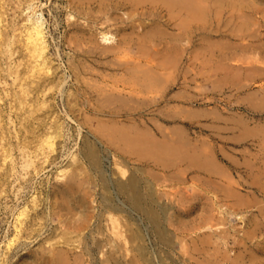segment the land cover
Instances as JSON below:
<instances>
[{
	"label": "rangeland",
	"instance_id": "374dc122",
	"mask_svg": "<svg viewBox=\"0 0 264 264\" xmlns=\"http://www.w3.org/2000/svg\"><path fill=\"white\" fill-rule=\"evenodd\" d=\"M92 1H94L93 3H96L97 5L96 4L93 5V3L89 4L90 2H88L87 0H79V1L73 0L71 5L68 3L69 0H67V2H66V0H38V1L37 0H31V1L30 0H0V264H117V263H115V258L119 254H117L118 252H117L116 247L114 248L113 244L110 241H108L109 237L110 238L113 237L114 233H111V232H113V230L111 228L113 224L111 223V221H109V216L107 215L108 218L106 216V214H108L107 213L108 211H106L107 210L105 207L106 205H104L105 201H104V197H103L104 195L103 194H105V189L103 186V182L101 181L99 174L96 173L92 169V166L89 164L87 159L82 154V144L86 138H88L92 142H94L96 144V146L99 147V150H101V153L103 156V163H104L105 168L107 169L106 173H108L107 175H111L113 172H118L119 169H124L126 171V173H129L128 169L129 170L133 169L134 166H138V167L142 166L143 171H146V172L142 173L141 176H142L143 180L146 179V180L151 181L152 185L154 186L153 188L155 190H157V192H158L156 194V197L158 199H161L160 201L161 202L163 201L164 204L173 206L172 209L170 210V212H171V213H169L170 215L168 214L169 218H170V219L168 218V220L174 224H172V226H170L171 225L170 222H167V224H166V225H168L167 228H169L168 229L169 235L172 238H174L173 239L174 240V247L173 248L168 247L164 244H163L164 245L163 246L162 243H160L158 241L157 237H155L153 235L151 227L149 228L146 225L147 222L145 221L146 222L145 223L144 220L140 219L138 216L135 219L136 215L128 207L125 206V208H127V210H128L127 211L128 213L127 212H121V213L118 212L117 213L118 215H116L117 216L116 217L117 218V227L122 228L124 231L128 228L127 225L130 221H131L130 223H134V222H136L135 220H137V218H138L137 221L140 220V223L136 222V223H134V225H136V226H137V224L141 225L142 232L144 231L143 234H145L144 235V238H145L144 242L147 245L148 256H150L152 253V255L150 257L152 259L156 257L155 259H153L155 261L154 264H158V263L159 264H167V263L168 264H172V263L173 264H189V262H190V264H210V263H212V264H225V263L226 264H232L233 262H235L237 260H239V261H237L238 262L237 264H239V263L240 264H243V263L244 264L245 263L246 264L247 263L248 264H257V263L263 264L264 263V256L262 255V253H263L262 251L264 250V245H263L264 244V242H263L264 238H263V240H261V239L264 236V233H263V231H264L263 226L264 225L261 226V224H264V222H263L264 219H262L264 217V213H263L264 212V201H263L264 200V196H263L264 190L262 189V187L264 188V184L261 183V180H263L262 182H264V173H263V171H264V169H263L264 168V160H263L264 159L263 158L264 151L262 152V150H264V145H263L264 142H262V144H261L260 140L264 141V138H263L264 137V97H263L264 92H262L264 90V75H260V76L255 75V77H256L255 78V77H253L254 76L253 73L250 71V73L253 75V76L251 75L253 77V79H252L253 81L251 80V77L249 78V76H248V78H249L248 79L246 76L247 75L246 71H245L247 69H244V68L245 67L249 68V66L247 67L246 66L247 64L246 65L242 64L243 61H241L242 62L241 63L239 61V59L237 58L242 53V54H245V55H243L244 57H246L248 55L247 59H249V57H250V60H251L252 56L254 57L255 54L257 56V52H259V50L256 49L257 51L255 52V50L251 49V52H249V54H250V56H249L247 51L242 52V50L239 49L238 54H240V55H237L236 53H235L236 55L234 54V57L236 56L235 57L236 59L235 58L232 59L233 54H231V53L234 51V50L232 51L233 47H236V46H233L234 43H239V42L240 43H243V42L251 43V42H253L252 44L254 46H257L258 43H260L259 48L261 50V43H263V41H264L263 40L264 39V36H263L264 35V13H263L264 12L263 11L264 10V0H252L253 1L252 3H250L248 0H246L250 5L252 4L251 7L249 4H246L245 0H238V1L234 0V3L232 2V4H231V1L230 2H224L225 0H223V4H219V6L217 7V8H219V10L221 12H219L218 9H217V11L216 10L214 11V9L216 8L214 6H213L214 8L212 7L210 11L212 12V14L214 13L216 16H218V18L222 14H224V12L226 11V14L221 16V19L224 18L226 20V22H225V20H220V19L216 18V16L213 14V16L215 17L214 18L212 16V14L208 13V15H207L208 17H205V18L207 20L210 16V18L208 20L209 22H207L206 20H200V21L198 20V21H195V23H193L194 21L192 22V24H193L192 26L194 27L195 30H193V27H190L191 23L188 24L184 29V32H186V33L183 37L184 38L183 40L186 41V42L183 41L186 44V47H185L184 43H183L184 46L182 45L183 51H186V52L181 53L177 49H173V51L175 50L174 52L171 50L172 53L176 54L175 55V54L171 53L173 58H174V55L176 57H178V56L180 57V55H182L185 58V59L183 58V60H182L183 61L182 66L185 67V68H183V70L185 69L184 70L185 75L183 74L182 80H184L183 82L185 85L183 86V88L181 86L177 85L178 81H176V80H178V76L177 75H176L177 77L174 76L177 73V70H174L175 68L174 69L171 68L169 70L176 71V73L175 72L173 73V71H172V73L170 74V72H171L170 71V72H168L169 74L166 73V74H168L167 76H165V74H163L164 77L162 76V80H164V82L162 81L163 83L158 88H155L156 90H153L154 93L151 92L149 94V97L154 98V100L157 101L156 105L153 103L152 104L153 107L152 106L146 107L142 103H140L141 106H140V104H138L140 107V111H142V113L146 112L145 116L146 115L147 116L153 115L150 117H153L155 119V121L151 120V122H150L151 124L150 123L147 125L146 124H140L139 125L140 127L148 128L151 131H154L153 133L156 136L164 135V133L166 132L167 133V134H165L166 136H169V137H172L175 139H179V140H181V139L185 140L186 139L185 141L188 142L187 143L188 146L190 145L189 148L192 149L195 146L194 148L196 150L198 149V151L201 152V154H200L201 157L204 156L203 151L207 152L206 150H209L205 154V155H207L206 157L210 156V154L211 155L214 154V155H212V157L214 156L215 160H217V162L222 165L221 167L224 169L226 168L228 170V171L227 170L226 171L231 173L230 175L227 173V176H226L225 175L226 171L224 169H222L223 172H225V173L220 172V170H219L220 173L212 172V173H214V175H213V174H210L208 171L206 172V169H205L207 167H210L207 170L211 171L210 169H212L213 168L212 165H214V164H211L212 162L209 164V166H207L205 168L202 166V170H200L201 169L200 164H199V166H195L193 161H189V160H192V158L188 157L189 159H185L183 157L182 158L183 160L182 159L179 160L180 156H178L179 158L178 157L176 158L175 156L171 157L170 158L171 160H173V161L177 160L176 165H178V166L176 168H182V170L184 168H186L182 172V174L185 175L183 177H182V175H179L180 169H177L178 174H177V172L175 173V171H176L175 166L176 165H172L174 167L169 166L167 168V170H166V168H164V170H163V168H161V167H163L162 163H161L162 161L157 163L158 160L155 161L156 159L153 158V156H148V157H147V155L138 156L132 152L124 150L123 149L124 143L122 142V140H120V138L117 137V135H115L116 138L113 137L110 133H108L105 130V128L108 129L111 126L110 123H108V120L111 119L110 118L111 115H110L109 111H111L112 107H110V106L112 105V106H115L116 108L117 107L119 109L121 108L120 110L117 109L118 112H120L121 110H124V111L120 112L121 115L120 114L117 115L118 118L116 117V119L118 120V122L116 125H114V128L120 129L125 125H126L125 127L131 125V123H130L131 120H129V119L127 120V118H124L125 116L127 117V112H132V111L133 112H135V111L139 112V110H138L139 107L137 106V103H136L137 101L134 102V99H133L131 104H133L134 107L130 104L131 105V106L129 105L130 109H128V107L127 108L125 107L126 103H130L131 102L130 100H132V98L129 99V96H127L128 95L127 93L124 95L122 93V96H125L124 98L123 97L121 98L122 101L120 100L118 103L115 102V103H109V104L107 103L106 104V102H104V99L101 100L102 95L105 96L104 94H106V93H102V95H101V93H100L101 91L97 92L98 91V86H96L97 84L101 87H102V85L103 86L105 85V87L108 86L107 82H108V84L112 85L113 82L111 81L112 78L110 76L121 77L122 73H124V72H121L120 70H115L118 67L117 63L120 61V58L116 55L114 56L113 55L114 53L111 50L110 51H108V50L114 46L113 44L117 45L120 41H123L122 38L125 37V34H126L125 40H128L127 37L129 35L127 36V34L130 33L129 31L131 29L132 30H131L130 36L132 38L133 37L136 38L139 35V31L142 33V32H145V29H146V31L149 29L147 27L143 30V29H141V27L143 28L145 23H148V22L151 23L152 20L156 19V17L158 16L155 11H152L149 8H146V6L151 7L153 4H151L149 2L144 4L145 8H146V9H144V11L146 10L144 12V15L142 14L143 11H141V9H143V7H141V9L139 7L140 10L138 9L139 13L141 12L140 14L138 13V11L133 12L134 13L133 17L135 15V17H134L135 20L136 21L141 20L140 22H143V24L140 25V27H139L138 26L139 24H137L138 22H134L135 20L133 21V18L132 19L130 18V17H132V14L130 17L129 16L127 17L126 24H124L125 22H122L125 17L120 16L121 13H122V15H126L125 13H128V15H129V11H130L129 9H127V8L117 9L116 8L117 10L116 9L114 10V7H112L113 8L112 9L111 5L108 4L109 2H111V0H109V1L107 0V3L106 2L103 3L106 6L101 4L100 0H98V1L92 0ZM235 1H237L238 4ZM32 2H33V4H32ZM254 2H256V3L253 4ZM79 3H80V6H79ZM98 3H100V4L98 5ZM76 4H78V7H80V8H78ZM228 4H230L231 7L228 6ZM234 4L237 6L240 4L239 5L240 8L242 7L241 10L244 12L243 14H245V13L247 14V12H248L249 18L247 16V20H246L245 16H242L243 14L241 15L242 16V19H241L240 15L236 14V11L235 12L233 11L234 12V13L232 12L233 14L230 13V11H231L230 8H234V7H232V5H234ZM27 5H29V6H27ZM32 5H34V9H35L34 11H33ZM59 5H60V7H57ZM66 5H68V6H66ZM88 5H90V6H88ZM31 6H32V8H31ZM35 6L39 10L36 9ZM72 6H75V7H72ZM81 6L84 8H82ZM95 6L97 7V9ZM239 6H238V8H239ZM253 6H254L255 10L253 9ZM105 7H107V10ZM223 7H224V9H223ZM246 7L249 8V10ZM56 8H58V9L55 10ZM70 8H71V10H70ZM257 8H258V11L255 12L257 10ZM74 9L75 10L79 9L78 13H76L77 10L74 11ZM90 9H91L92 13H94L95 16L92 15V13L89 14L88 11H90ZM111 9H112V11L110 13L109 10H111ZM69 10L71 12H69ZM80 10L84 11V12L79 14V12H81ZM100 10H101V13L99 12ZM126 10H127V12H126ZM86 11H87L86 15L89 14L90 15V16L88 15L89 17L85 16L84 13ZM94 11H96V12H94ZM102 11H104L106 14L102 13ZM115 11H117V12H115ZM123 11H124V13H123ZM147 11H149V14ZM33 12H35V13H33ZM118 12H121V13H119L118 17H117L116 14ZM136 12H137V14H136ZM57 13H58V15H57ZM97 13H100L101 16H99V14H97ZM130 13H131V11H130ZM253 13L255 15H253ZM81 14H83L84 16ZM102 14H105L106 17L108 16L106 19L107 22H110L109 21L110 19L112 22L113 18L117 17V19H114V20H116V21H114L116 25L113 22V23H111L112 25H110V23H108L109 26H107L108 24H107L106 20H104L105 16ZM110 14H113V15H110ZM234 14L236 17L234 16ZM67 15H68V17H66ZM136 15H139V16H136ZM92 16H93V19L96 17L95 19H98L99 21L96 20L94 22L95 19L93 20ZM29 17L30 18L31 17L37 18L43 22L46 38L48 39V40L46 39V42H47V48L46 49L47 50L44 51V55L46 58H48V59H46L47 61L49 60L48 62H50V63H51V61L53 62L51 64L50 63L47 64L48 63L47 61L45 62L46 64H44V65L42 64V65H38V66L33 65L34 63H32L35 61L36 58L34 56L33 57L34 60H33L32 56H30V55H32L31 49L27 46L28 44L26 42L27 40H25L26 36H25V32H24L27 21H28L27 19ZM84 17H86L87 19H85ZM99 17H100V19H99ZM102 17H103V19H102ZM119 17H120V19H119ZM122 17H123V19H122ZM147 17H148V19L146 20ZM211 17H212V19L214 18L213 20L215 22L220 20L219 22L222 25V26H220L221 28L224 26L225 27L224 29H226L227 24L228 25L231 24V25H229L231 27L228 26L227 28L231 29L232 27H234L236 25L237 28L236 27L235 28L237 31L231 33L232 31L235 30V28H234V30L231 29L230 32H229V30L226 29V30H224L226 32L225 33L223 31V28H222L220 30L221 32H219L220 28L218 30L216 29L217 24L214 23V21H212V23H211V21H210ZM67 18H68V20H67ZM70 18H72V19H70ZM88 18H89V22H88ZM128 18H130L131 20H129ZM137 18H139V19H137ZM150 18H152V19L150 20ZM231 18H232V20H231ZM236 18L241 19V20H243L245 18V20H243L241 22L246 23L247 28L250 30H247L246 28H245V30H242V27H246V25H243L240 21L238 23ZM69 19H70V21H69ZM90 19H92V21ZM203 19H204V17H203ZM249 19H251V20L254 19V21L253 22L251 21L252 23L250 24ZM71 20L74 21V22H72V24H71ZM118 20L121 21L122 25L119 24L120 21H118ZM230 20L232 21V23ZM131 21H132V23H134L133 24V25H135L134 27L127 25V24H130ZM204 21H205V23H207L208 25H211V26L206 27L207 24L202 23ZM229 21H230V23H229ZM244 21H246V22H244ZM84 22H86L87 24ZM196 22H198L199 25ZM219 22H217L218 27L220 25ZM248 22H249V24H248ZM73 23H75V24H73ZM67 24H68V26H66ZM93 24H95V25H93ZM103 24H104V26H103ZM214 24H216V25H214ZM69 25L71 28L69 27ZM91 25H93V28ZM105 25H106V27H105ZM119 25H120V27L118 30L117 26H119ZM172 25L174 26V24H172ZM200 25H204L205 27L204 26L201 27ZM110 26L112 27V29H110V33L112 32L111 30L114 31V32H112V34H110L109 32H108L109 33L108 34L106 32V31H109ZM173 26H170V29H169V26H166V25L161 26L162 29H165V27H166V30L170 33L169 34L170 38L168 36L166 38V41H165V43H167L170 46L173 45V42H175V39L173 37H172L173 38L172 39L171 36L175 35L177 32L179 33V30H180V29H178V27L176 28L175 26L174 27ZM259 26H261V27H259ZM113 27L115 29L117 28L116 32H115V29ZM137 27L139 30L137 29ZM171 27H173V29H172L173 31H175V32L177 31L175 34L174 33L171 34L172 33ZM203 27L206 28L205 30H207V28L209 27V30L204 31ZM210 27H212V28L214 27L215 30L214 29L212 30V28H210ZM256 28H259V29H257V31L259 30L258 34L262 38L257 34V32L255 33ZM261 28H262V30H260ZM88 29H89V31H88ZM124 29L126 31H124ZM73 30H75V31H73ZM96 30L99 32H97ZM137 30H138V33H137ZM216 30H217V32H216ZM239 30L241 32H239ZM246 30H247V33L249 32V34H247L248 36H251L252 35L251 32H253V30H254L255 34L252 36V39H251V37L245 38L246 33L244 31H246ZM72 31L74 32V34L72 33ZM90 31H92V32H90ZM93 31H94V34H98V35H94ZM101 31H103V33ZM209 31H212L211 33L214 37L211 35V33ZM213 31L215 33H213ZM222 31H223V34H222ZM64 32H66V33L64 34ZM69 32L72 34H70ZM105 32H106V35H108L110 37H112L113 34H115L117 36L113 35L114 37L110 38V40H108V43H107V41H105L104 39L101 38L102 34H105ZM207 32L210 34H208ZM236 32H237V34L235 35ZM219 33L221 34V36ZM227 33L231 34V35H228ZM240 33H241V36L244 37L245 39L240 37ZM250 33H251V35H250ZM120 34L122 36H120ZM132 34H133V36H132ZM196 34H198V35H196ZM207 34H208V37L211 36L210 39L212 40L211 42H213V43H214V41H213L214 39H215V41L217 40L216 42L220 41L219 39H224V41L222 42V40H221V42L222 43L225 42L226 45L222 44L223 45L222 46L221 42H220V46H222L220 48L222 49V51H221V49H220V51H217L219 49L218 48L219 44H217L216 42L215 43L217 45L214 44V46H215V48H217V50L214 49V46L212 44L209 45L210 47L206 48V46H208L207 42L210 43V39L207 40L208 39ZM225 34L228 36L227 37L228 41L227 40L225 41V38H226ZM70 35H74V36L69 37ZM81 35H82V37H81ZM85 35H87V36H85ZM237 35H238V38L236 37ZM255 35H258L260 38H257L258 36L256 37ZM67 36H68V38H67ZM222 36H223V38H222ZM248 36H246V37H248ZM202 37H204L205 39L202 40L201 39ZM254 37H256V38L254 39ZM65 38H67V41ZM83 38H85V39H83ZM153 38H154V36H152V39H149L150 43H148L149 40L144 41L145 45L148 46V44L149 45L153 44L152 43L154 41ZM94 39L97 41H94ZM111 39H112V41H111ZM170 39L172 40V43L170 42ZM247 39H250V40L247 41ZM87 40L90 43H88ZM114 40H115V43H112V42H114ZM206 40H207V42H206ZM129 41H127V42H129ZM195 41H197V42H195ZM202 41H204V43L202 45H199V44H201ZM237 41H239V42H237ZM249 41H251V42H249ZM109 42H111V43H109ZM131 42H133V41H131ZM157 42H158V40H156V43ZM77 43H78V45H77ZM83 43H84V45H83ZM91 43H93L92 44L93 46L90 45ZM99 43L104 47L101 48L102 46ZM154 43H155V41H154ZM79 44L82 45V47ZM107 44H109V45H107ZM88 45H90V46H88ZM211 45L213 46V50H215V51H212ZM235 45H237V44H235ZM91 46H92V49L94 48V46L97 47V51L95 50L97 54L94 53L95 52L94 50L92 51L93 53L91 52L92 49H89V48H91ZM158 46H160V45H158ZM200 46L205 47L206 50H208V52L205 50V48L200 49L199 48ZM224 46H226V47L224 48ZM194 47L195 48L198 47V51ZM230 47H231V49H230ZM74 48L76 50L79 48L80 53H78L79 49L74 52V50H72ZM99 48H101L100 51H98ZM184 48H185V50H184ZM209 48H210V51H209ZM257 48H258V46H257ZM88 49L92 54H90ZM94 49H96V48H94ZM29 50H30V52H29ZM130 50L133 53V51H136L137 49L135 48L134 50H132V49H130ZM130 50H129V52H130ZM203 50H205V53ZM225 50L228 52V55H227V52L225 53ZM106 51H108V53ZM193 51H194V53H193ZM199 51H201V54ZM195 52H198V54H196L197 56H194ZM103 53H105V54H103ZM137 54H139V53H137ZM221 54L223 55L222 57L220 56ZM229 54L231 55L230 58H229ZM73 55H75V56H73ZM87 55H89L88 58H87ZM213 55H215V56H213ZM218 55H219V57H218ZM101 56H103V57L101 58ZM104 56H106V57H104ZM193 56H194V58H193ZM203 56H204V59L206 56V59L208 60V62H206V60L204 62ZM224 56H225V58L227 57V60H228V58L232 59V60H229L230 62H227L229 64L226 63L227 65L222 64V61L225 59ZM71 57H72V60L70 61L69 59H71ZM110 57H113V58H110ZM196 58H197V60H194ZM112 59H114V60L117 59V62L116 61L114 62V60L111 62ZM218 59L222 60V61H220L221 65L219 64L220 62H218L219 61ZM84 60H85V63H84ZM76 61H79V62H77L78 64H80V62H81L80 66H78L77 63H74ZM101 61H103V64ZM199 61H202V62H200L201 70L199 67ZM212 61H214V62H212ZM96 62H98V64ZM225 62H223V63H225ZM70 63H71V65L73 63V66H71ZM86 63H89L88 66L85 65ZM108 63H110V64H108ZM245 63H247V62H245ZM68 64L70 67L68 66ZM201 64H202V66H201ZM49 65H50V67H49ZM83 65H85V66H83ZM99 65L101 68L99 67ZM103 65H104V67H103ZM108 65L113 67L114 70H113V68L109 67ZM224 65L227 66V68L230 67V68H228V70L229 69L233 70V72L229 71V76H225L227 68L224 67ZM53 66L55 67V69ZM91 66L92 67L96 66V67L92 68ZM115 66H116V68H115ZM220 66H223V68H221ZM238 66H239V69L235 70L234 67L237 68ZM255 66L256 65L252 63V67L254 69H255ZM35 67L38 68L36 70L37 72L35 71V69H36ZM41 67H42V69L40 71L39 68H41ZM68 67L69 68L72 67V68L68 69ZM86 67H87V69H86ZM241 67L243 68L242 70L240 69ZM88 68L92 71V73ZM97 68H98V70H97ZM217 68L223 69V71H221V70L218 71ZM256 68H258V67L256 66ZM50 69H52V70H50ZM94 69H96V70L94 71ZM101 69H103V70H101ZM104 69H106L107 71L105 72ZM203 69H205L207 71H205V73H204ZM249 69L247 70L248 75H250V73L248 72ZM43 70H44V72L46 70V72L42 73ZM83 70L86 72H84ZM99 70L101 71L99 73L100 75H98ZM110 70H112V71H110ZM213 70H214V72H213ZM49 71L52 73L54 72L53 75H51L52 73H49ZM75 71H78V72H75ZM79 71H83V73L79 72ZM199 71H201V72H199ZM217 71H218V73H217ZM234 71H236L237 73ZM242 71L245 73V75ZM35 72H36V75H35ZM87 72H88V74H87ZM103 72H105V73H103ZM210 72H211V76L209 75ZM219 72L221 75L219 74ZM230 72L234 73V74L236 73V75H234L235 77L231 76L232 74H230ZM78 73L80 76L78 75ZM39 74H41V76L44 75L43 78L40 77ZM46 74L49 76H47ZM56 74H57V76H56ZM89 74H90V76H89ZM59 75L61 77H59ZM83 76H84V78L86 76V78L84 79ZM98 76L100 77V79L98 78ZM101 76H103L105 79ZM105 76L107 77V79ZM49 77H50V81H49ZM95 77H96V79H95ZM165 77H167V80H166L168 83L167 85H166V82L164 79ZM39 78H40V81H38ZM58 78L60 81H58ZM74 78L77 79L76 82H75ZM89 78H90V80H89ZM101 78H103V79H101ZM168 78H170V80H168ZM92 79L94 80V84L92 83L93 82ZM206 79H209V80H206ZM46 80L48 81L46 83L47 85L45 84ZM54 80H56L57 83H56V81L54 82ZM85 80L87 81L88 84L85 83L86 82ZM101 80H104V81H101ZM249 80H251V81H249ZM95 81L98 83H96ZM39 82L43 84V85L41 84V86L43 88L39 85ZM58 82L60 84H58ZM89 82H90V85H89ZM111 82H112V84H111ZM51 83L54 85H52ZM91 83L93 84L94 87L96 86L95 87L96 90L94 87H93L94 91L92 90ZM103 83H105V84H103ZM77 84H79V85L77 86ZM100 84H102V85H100ZM163 84L166 87L168 86L167 87L168 89L166 87H164ZM82 85H83V87L85 86V88L86 87H88V88L83 90ZM262 85H263V87H262ZM50 86H51V89L49 88ZM52 86H53V88H52ZM74 86H75V88H74ZM105 87H103V88H105ZM109 87L110 86H108L106 89H108ZM40 88H41V91H40ZM79 88H80V90H79ZM159 88H160V90L158 91ZM161 88H163V89H161ZM164 88H166L167 90L166 89L164 90ZM76 89H78L79 92H81V94L78 93V91ZM35 90H37V91H35ZM176 90L181 91L180 97L183 98L181 100V102H180L181 98H179L180 92L178 91L179 92L178 93V92H176ZM76 91H77V94L75 93ZM86 91H87V93H86ZM156 91L161 92L162 95L160 94V97H159V95ZM167 91H169V92H167ZM182 91H185L184 97H183L184 92L182 93ZM93 92H95V93L97 92L96 93L97 95L95 93L94 94H95L96 98L100 97L99 100L94 98L95 96L93 95ZM114 92H116V91H114ZM254 92H257V94L255 93L256 94L255 95ZM259 92L261 93L262 97L258 95ZM82 93H84L85 95ZM109 94H110V92H109ZM168 94L169 95L170 94L171 95L177 94L178 98H176L177 95H175V100H174V98L172 97L173 95L169 96ZM71 95H73V97ZM79 95H80V97H79ZM150 95H152V96L154 95V96L152 97ZM67 96H68V98H67ZM162 96H163L165 101L167 99L166 102L163 100ZM89 97L90 98L93 97V98H91L92 100H90ZM126 97H128V98H126ZM155 97H157L158 99L157 98L155 99ZM170 97H171V99H170ZM15 98H16V100H15ZM125 98L127 100L124 101ZM160 98H161V100H160ZM184 98H185V101H184ZM255 98H257V99L254 100ZM178 99H179V101H178ZM68 100H69V103H68ZM89 100L92 102L87 103V102H89ZM128 100L130 102H128ZM252 100L254 103L252 102ZM257 100H259V101H257ZM95 101L97 104H99L100 107L97 104H96V106L94 105ZM163 101H164V103H163ZM173 101L176 103L175 105L178 104L177 102H180V104L177 105V106L180 105V108L177 106L171 107L172 104L174 106ZM76 102H78V103H76ZM103 102H104V104L102 106ZM165 104H166V106H165ZM170 104H171V106H170ZM106 105L107 106L110 105L107 108L108 111L106 110ZM135 106H137L138 108L137 107L135 108ZM162 106H164L165 108ZM97 107H99V109H97ZM141 107H142V109H141ZM155 107H156V111H159V113H160V111H162V112L160 114H158L155 111ZM168 107H170L169 111L167 110ZM181 107H183V108L181 109ZM100 108H102V109H100ZM158 108H160L161 110H158ZM162 108H163V110H162ZM174 108L175 109L177 108L175 112L172 111V110H175ZM165 109L167 110V113H166ZM99 110L102 111L100 114H99V112H100ZM182 110H184V111L182 112ZM154 111L156 112V114ZM176 112H178V114L181 116H179ZM107 113H109V115H107ZM122 113H123V115H122ZM125 113H126V115H125ZM171 113H173L174 115ZM167 114L169 117L167 116ZM86 115H87V117L88 116H90V117H88V119H86L85 118ZM97 116H98V120H97ZM162 116H165L164 119H166V120H164ZM170 116H172V117H170ZM82 117L85 119H83ZM91 117H93V118H91ZM100 117H101V119L103 118V120L107 119L106 122L104 121V123L106 125H103L101 123L103 121H101V122L99 121ZM167 118H169V119H167ZM177 118H179V119H177ZM121 119L122 120L126 119L127 124L125 121H122ZM243 119L247 120L248 122L243 120ZM119 120H120V122H119ZM121 121H122V123L125 122V124H121ZM168 121H169V123H168ZM244 121L246 124L245 123H244L245 125L241 124ZM153 122L155 124H156V122H157V124L159 122V125H157V124L153 125ZM179 127L182 128V131ZM246 127L248 129L247 132L245 131ZM249 128H250V130H249ZM156 130H158L159 134H158V132H156ZM179 130L181 132H179ZM262 145H263V147H262ZM174 157L176 159H174ZM199 158H200V156H199ZM204 158H205V156H204ZM207 159L201 158L199 161L204 162V160H207ZM247 159L250 161L246 162ZM180 161H183V162L180 163ZM244 161L246 162L247 166L251 162V168H253V169L250 170L249 167H245ZM190 162H193L192 165H194V167H192V166L189 167V165L187 166V164ZM203 162H201V163H203ZM214 162H216V161H214ZM234 162H236V163H234ZM252 163H254V164H252ZM196 164H197V162H196ZM206 164L208 165L207 162L205 163V165ZM158 165H160V167H158ZM256 165H258L259 167L257 168ZM249 166H250V164H249ZM187 167H189V169ZM198 167H200V169H197ZM219 167H218V169H219ZM215 169H217V168H215ZM257 169H258V171H257ZM213 170L214 169H212V171ZM148 171H149V175H148ZM165 171L167 172V175L165 174ZM151 172H153L152 176L150 175ZM173 172L175 173L176 177L178 176V178L180 177V179L173 178V176H175V175H173L174 174ZM168 173L169 174L171 173L170 175H173V176H171L172 179L170 178ZM195 174H196V176H195L196 178H197V175H199L198 176L199 179L192 177V175L194 176ZM255 174H258L259 176H262V177H259L258 175L255 176ZM143 175H145V176H143ZM161 175L163 176L162 178H165L164 175L166 177L169 176L168 178L170 179V181H168L169 180L168 178H167L168 180H166V181L164 180L165 182L162 181L163 179L160 177ZM228 175H229V180H230V177L232 178V180L234 179V181H235L234 185H233V182L229 183V180L227 182L226 179H228L227 178ZM187 176H188V178L192 177L193 181H191L190 178L189 179L185 178L186 180L185 179L183 180V178L187 177ZM213 176L215 177V179ZM257 176H258V178L256 180ZM200 177H202V178H200ZM208 177H210V178H208ZM251 177H253V178H251ZM158 178L159 179L161 178L162 180L161 179L160 180L163 183L160 180H157ZM253 179L255 180L254 183H253V181H254ZM174 180H175V182H174ZM203 180H204V183H203ZM209 180H211L213 185L215 184L216 181L218 182V180H220L217 183V184H222V185H218L219 186L218 190L220 193H218V190L215 188L216 185L214 188H212L213 185L211 184V182H210V184H208L209 182L208 183L206 182ZM250 181H252L253 184ZM169 182L172 184V186ZM236 182L238 184H236ZM200 183H203V185H207V184L208 185L204 187L201 184L202 185V188H201ZM256 183H259L260 185L258 186V184H256ZM193 185L196 188L193 187ZM228 185L230 187H228ZM225 186H227V189H229V192H231V189H233V190L237 191L236 193H238V194H239V192L242 193V196H244V194H245L244 197L241 196L243 202L240 199V201H238V206L236 205L237 203L234 204L233 199L235 200L236 196L234 198H232L231 195H232L233 190H232L231 194L229 195V193L226 192L227 189ZM63 187L64 188L66 187L65 189L67 190L68 193L70 192L69 193L70 195L69 194L65 195L66 190L63 191V189H64ZM186 187H187V189H186ZM207 187H209L210 191ZM210 187L214 191H215V189L217 191H215V193H214V191L211 190ZM222 187H224V188H222ZM259 187H261V189ZM188 188H189V190H188ZM193 188H194V190H193ZM204 188L207 190H205ZM185 189L188 190L189 192L188 191L186 192ZM191 190H193V192ZM258 190L260 193L256 192ZM168 191L172 195L170 198L167 199L166 197L169 195ZM196 191L198 193H196V195H195ZM206 191H208V192H206ZM112 192H113L114 196H117V195H115L116 193L114 190H112ZM184 192L189 194L190 197L186 196L187 194L185 195ZM166 193H167V195H166ZM190 193H193L194 199H193V197H191L192 194H190ZM215 194L216 195L218 194V195L216 196ZM247 194H249L250 197ZM258 194H260V195H258ZM165 195H166V197H165ZM207 195L210 197L211 200L207 199L208 198ZM214 195H215V198H214ZM225 195L228 198H226ZM256 195H258V196H256ZM65 196H69L68 197L69 201L67 200L68 198H66ZM220 196H222V198H220ZM186 197L191 198V199L188 200V199H186ZM196 197H197V199H195ZM204 197H205V199H203ZM216 197L219 198V200H218L219 202L216 201V199H217ZM119 198L122 199L120 196H119ZM223 198L226 202L223 200ZM246 198L250 199V201H251L250 204L254 203V202H255V204H253V206H252V204L250 205L248 203V205H247ZM252 198H253V200H252ZM185 199H186V201L188 200L187 203H184ZM202 200L205 203H203ZM220 200H221V203H220ZM257 200H259L258 201L259 203L257 202ZM120 201L121 200H118V202H120ZM199 201H201V202H199ZM210 201H211V203H210ZM260 201H262V202H260ZM182 202L184 203V205ZM214 202H215V204H214ZM181 203H182L181 206H183L185 208V210H183L184 208L180 206ZM228 203L232 205L230 207L231 210L229 209V207H225L226 206L225 204H228ZM240 203L241 204L243 203V206ZM185 204H187L188 206H185ZM202 204H204V205H202ZM205 204L208 207H206ZM222 204H224L225 206ZM233 204H234V206H233ZM200 205H201V207H200ZM217 205L219 206V208H217L218 207ZM235 205H236V208H235ZM239 205H240V207H239ZM246 205L247 206L250 205L252 207H250V208L248 207L249 208L248 209ZM103 206H104V208H103ZM202 206H204V208ZM210 206H211V208H210ZM174 207H175V209H174ZM194 207H195V209H194ZM214 207L217 210L216 209L214 210ZM238 207H239V210L234 212V208L236 210ZM262 207H263V209H262ZM220 208H222V209H220ZM226 208L228 209L229 213H228ZM189 209H192V210H189ZM129 210L131 213L129 212ZM209 210H212V212H210ZM224 210H226L227 213L223 214L224 212H226ZM216 211H219V213H222V215L217 216V218H216V215H220ZM230 211H233V214L232 213L230 214ZM240 211L243 215L241 213H239ZM177 212H178V214H177ZM208 212L210 214H213L214 212H216V214L214 213L213 215H210V214L206 215ZM236 212L238 215L236 214ZM246 212H247V214H246ZM122 213H124V215ZM121 214H122V216H121ZM128 214L133 216L134 219H131V220L128 219V217H129ZM226 214L227 215L230 214L229 217H226ZM252 214H253V216H252ZM176 215L179 219L178 218L176 219ZM246 215H247V217H246ZM208 216L209 217L211 216V218H212L211 219L212 221L210 220L212 226L209 224L210 222L208 221V219H209V218H207ZM254 216H256L258 219L255 220ZM221 217H223V218L221 219ZM236 217L238 218L237 220H235ZM242 217H243V221L241 220ZM248 217H251V218H248ZM118 218L120 221L118 220ZM122 218H124L123 219L124 222L122 221ZM181 218L182 219L185 218V219L182 220ZM202 218L206 219L205 220L206 222L203 223L204 219H202ZM225 218H227V219H225ZM252 218H253V220H252ZM228 219H229V221H228ZM186 220H187V222H186ZM218 220H220V222ZM225 220H226V223L224 222ZM257 220H258V223L257 222L256 223L257 224L260 223L259 225L261 226V229H263V231L260 229L259 225H257L256 223L254 224L253 221H257ZM126 221H127L126 227L123 228L121 226H118L119 222H120V225L122 224L125 226ZM197 221L199 223H197ZM200 221H201V223H200ZM249 221H252V223H249ZM108 222H110V225L108 224ZM180 222H182V223H180ZM223 222H224V224H222ZM261 222H263V223H261ZM215 224H216V226H215ZM217 224H219V225H217ZM145 225H146V227H145ZM205 225H207L208 227L206 226V228H205L204 227ZM254 225H255V227L253 228ZM178 226H179V228L177 229ZM187 226H188L189 230L186 229ZM190 226L195 227L196 229L195 228H193V229L189 228ZM223 226L225 228H227L228 230L227 229L225 230V228H223ZM231 226L235 227V228L232 227L234 230L230 229ZM216 227H217V231H219V232L223 231V233H225V235L223 236L222 232L221 233L218 232L219 235L217 236ZM183 228L186 230H183ZM222 228H223V230H222ZM250 228H253V229H250ZM258 228L260 229V231ZM235 229L237 230V232L235 231ZM249 229H250V231H249ZM181 230H183V231H181ZM208 230H210V231H208ZM224 230H225V232H224ZM246 230H247V232L249 231L250 233L252 231V233H251L252 237H250L251 235H249L246 232ZM255 230H256V234H254ZM207 232L208 233L211 232L212 235L210 234V237H209V234ZM226 232H228V234L230 236H228V234ZM243 232H246L247 235H249V237H246L247 239H245V236H247V235H243ZM259 232H262V234H261L262 236H260ZM203 234L205 235L204 237H203ZM206 234L208 235L209 238L208 239L206 238L204 240V238L207 236ZM233 234H235V235H233ZM196 235L197 236L199 235V236L197 237ZM254 235L257 236V238ZM152 236H154V237H152ZM195 236H196V238H195ZM225 236H228V237H225ZM238 236H239V238L242 236L240 238V239H242L241 241H239ZM253 236L255 237L254 242L251 241V240H253ZM259 236L261 238H259ZM149 237H150V239H148ZM219 237H221V238H219ZM200 238H201V240H200ZM226 238L228 241L226 240ZM209 239L214 242V245H216V246L220 245L219 249L221 248V250H222L223 248H226V250L223 249V251L225 252L224 255L227 254L228 256H230V260L232 259V261L228 260V258H227V261L224 260L226 258L222 257L223 253H221V251H219L218 246H217V248L214 245L212 246V241H210L211 244H209L210 243V242H208ZM216 239H217V241H216ZM219 239L220 240L222 239L221 240L222 242L220 241L221 244L218 241ZM258 239L261 241L260 243H259ZM147 240H148V242H147ZM196 240H197V242H196ZM203 240H204V244L202 243ZM223 240L227 241V243L224 242ZM233 240H234V242H233ZM235 240H238V241H235ZM96 241H97V243H96ZM257 241H258V244H254V243H257ZM100 242L102 243V247L99 248ZM175 242H176V244H175ZM242 242L244 244H242ZM113 243H115V241H113ZM238 243H239V245L240 244L241 245L240 246L237 245ZM250 243H252V244H250ZM261 243H263V244H261ZM111 244H112V246H111ZM158 244L159 245L161 244V248H160V246L158 247ZM155 245H156V247H155ZM208 245H210V246L208 247ZM243 245H244V249H241V248H243ZM254 245H255V247H254ZM259 245L260 246L262 245V246L260 247ZM247 246H249V249ZM257 246H258V248H257ZM154 247L156 249H154ZM202 247L204 248V253L206 252L205 254L203 253V250H201L202 252L200 251V249H202ZM157 248L159 249V251ZM253 248H256V249H253ZM196 249H197V251H196ZM237 249L238 250L241 249L240 250L241 252L240 251H239V253L236 252V251H238ZM152 250H154V251H152ZM207 251H209V252L211 251V253L215 254V255L212 256V254L210 253L211 254V256H210L209 253H208L209 255L207 254ZM226 251H227V253H226ZM167 252H168V254H167ZM216 252L218 254V257L216 256L217 255ZM232 252L233 253L235 252V255H237V256H234V254ZM165 253H166V256H165ZM160 254H161V256H160L161 258L159 257ZM250 254H253V255H251V256H253V258H250L251 257ZM246 255H249V256H247L249 258L245 257ZM219 256L221 259H219ZM189 257H190V259H189ZM212 257L214 258V260ZM162 258H164L165 260ZM208 258H210V259H208ZM160 259H161V261H160L161 263L159 262ZM245 259H246V261H244ZM251 259H253V261ZM221 260H223V261H221ZM251 261H252V263H250Z\"/></svg>",
	"mask_w": 264,
	"mask_h": 264
},
{
	"label": "bare ground",
	"instance_id": "6f19581e",
	"mask_svg": "<svg viewBox=\"0 0 264 264\" xmlns=\"http://www.w3.org/2000/svg\"><path fill=\"white\" fill-rule=\"evenodd\" d=\"M31 1V0H30ZM38 1V0H37ZM75 1V0H74ZM79 1V0H78ZM88 2H90L89 4H91V3H93L94 1H92V0H87ZM92 1V2H91ZM98 1V0H97ZM109 1V0H108ZM231 1V4H232V2L234 3V0L232 1V0H225L224 2H230ZM238 1V0H237ZM237 1H235L236 3H237ZM250 3H252L253 1L251 0H248ZM66 2H67V0H66ZM72 2H73V0H69V4L71 5L72 4ZM107 3V0H100V3L101 4H103V3ZM112 2V3H111ZM111 2H109L108 4L109 5H111V8L112 7H114V10L117 8V9H120V8H127V9H129L130 11H131V13H130V11H129V15H128V13H125L126 15H122V11L121 12H118L117 14H116V16L118 17V14L119 13H121V15L120 16H123V17H125L124 18V20L122 21V22H125L124 24H126V21H127V17L129 16H131V14H132V17H130L131 19L133 18V21L135 20V15H134V17H133V12H135V11H138V9H139V7H140V9H141V7H143V9H141V11H143V15H144V12L146 11H144V9H146V8H149L150 10H152V11H155L156 12V14L158 15L157 17H156V19H153L152 20V22L150 23V22H148V23H145V25H144V27L142 28L141 27V29H145V28H149L147 31H146V29H145V32H140L139 31V35L136 37V38H132L131 36H130V33H131V30L129 31L130 33L129 34H127V38H128V40H125V37H126V34H125V37H123L122 38V40L123 41H120L119 39V43L116 45V44H113L114 46L111 48V49H109L108 51H112L114 54V56L116 55V56H118L119 58H120V61L117 63V65H118V67L116 68V66H115V70H120L121 72H124V73H122V75H121V77H116V76H110L111 78H112V82H113V84H112V82H111V84L112 85H110V84H108V82H107V85L108 86H110L108 89H106L108 86H106L105 87V85L103 86L102 84H100V85H102V87L101 86H99L98 84L96 85V86H98V91L97 92H100L101 93V95H102V93H106V94H104L105 96H103L102 95V97H101V100L102 99H104V102H106V104L108 103H115V102H119L120 100H121V98L123 97H125V96H122V93H123V95L124 94H128L127 96H129V99L130 98H132V100H128V102H130V103H126V108L128 107V109H130V107H129V105L132 103V101H133V99H134V102L135 101H137L136 103H137V106L139 107V105L138 104H140V103H142L143 105H145L146 107H151L152 106V104L154 103L155 105H156V100H154V98H151V97H149V94L151 93V92H153V90H156L155 88H158L163 82H164V80H162V76H163V74H165V76H167L169 73L168 72H170L171 70H169V69H171V68H175L174 70H177V73H176V71H173V73L175 72L176 74L174 75V76H178V80H176V81H178V84L177 85H179V86H181L182 88H183V86L185 85L184 84V80H182L183 79V74L185 75V69L183 70V68H185V67H183L182 66V60H183V58H184V56H182V55H180V57L178 56V57H176L175 55V53H172L171 52V50L173 51V49H177L179 52H186V51H183V47H182V45H183V43L184 42H186L185 40H183L184 38V35H185V33L186 32H184V29H185V27L188 25V24H190L191 23V26L190 27H193L192 25V22L193 23H195V21H200V20H206V18L205 17H208L207 15H208V13L209 14H212V12L210 11L211 10V8L214 6V7H216L215 9H214V11L216 10L217 11V9H218V11L219 12H221L220 10H219V8H217L218 6H219V4H223V0H111ZM151 3V4H153L151 7H147L146 6V8H145V3ZM245 2H246V4H249L246 0H245ZM30 3V2H29ZM28 3V4H29ZM82 3V2H81ZM100 3H98V5L100 4ZM235 3V4H236ZM256 2H254L253 4H255ZM32 4H33V2H32ZM37 4V3H36ZM68 4V5H69ZM84 4V3H83ZM82 4V5H83ZM96 3H93V5H95ZM225 4V3H224ZM234 4V5H235ZM238 4V3H237ZM30 5V4H29ZM29 5H27V6H29ZM68 5H66V6H68ZM77 5V7H78V4H76ZM92 5V6H93ZM97 5V4H96ZM104 6H106L105 4H103ZM232 5V7H234V8H230L231 9V11H230V13H232L233 11L235 12L236 11V14H238V15H240V17H241V19H242V16H245V18H246V20H247V16H248V18H249V15H248V12H247V14L245 15V14H243L244 12L241 10V8H240V4L238 5L239 6V8H238V6L237 5ZM250 5V4H249ZM26 6V7H27ZM33 6V11L35 10L34 9V5H32ZM32 6H31V8H32ZM38 6V5H37ZM64 6V5H63ZM62 6V7H63ZM79 6H80V3H79ZM88 6H90V5H88ZM87 6V7H88ZM101 6V5H100ZM103 6V7H104ZM108 6V5H107ZM222 6V5H221ZM228 6H230L231 7V5L230 4H228ZM252 6V4L250 5V7ZM36 7V6H35ZM57 7H60V5L59 6H57ZM72 7H75V6H72ZM71 7V8H72ZM82 7V6H81ZM96 7V6H95ZM99 7V6H98ZM110 7V6H109ZM213 7V8H214ZM68 8V7H67ZM66 8V9H67ZM71 8H70V10H71ZM78 8H80V7H78ZM82 8H84V7H82ZM81 8V9H82ZM94 8V7H93ZM106 8V10H107V7H105ZM247 8V7H246ZM36 9H38L37 7H36ZM58 8H56L55 10H57ZM61 9V8H60ZM73 9V8H72ZM87 9V8H86ZM85 9V10H86ZM89 9V8H88ZM96 9H97V7H96ZM113 9V8H112ZM112 9L111 10H109V12L111 13V11H112ZM116 9V10H117ZM139 9V10H140ZM148 9V10H149ZM223 9H224V7H223ZM233 9V10H232ZM248 10H249V8H247ZM252 9V8H251ZM253 9H254V6H253ZM252 9V10H253ZM32 10V9H31ZM39 10V9H38ZM69 10V12H71ZM77 10V9H76ZM75 9H74V11H76ZM79 10V9H78ZM78 10L76 11V13H78ZM83 10V9H82ZM99 10V9H98ZM251 10V11H252ZM255 10V9H254ZM61 11V10H60ZM81 11V10H80ZM211 13H210V12ZM213 11V10H212ZM213 11V12H214ZM225 11V10H224ZM242 11V12H241ZM258 11V8H257V10L255 11V12H257ZM264 11V10H263ZM59 12V11H58ZM82 12H84V11H81V12H79V14L80 13H82ZM89 12V14L90 13H92V11H91V9H90V11H88ZM94 12H96V11H94ZM100 13H101V10L99 11ZM108 12V11H107ZM108 12V13H109ZM115 12H117V11H115ZM126 12H127V10H126ZM148 12V14H149V11H147ZM233 12V13H234ZM33 13H35V12H33ZM60 13V12H59ZM100 13H97V14H99V16H101L100 15ZM102 13H105L104 11H102ZM123 13H124V11H123ZM138 13H139V11H138ZM141 13V12H140ZM139 13V14H140ZM232 13V14H233ZM264 13V12H263ZM73 14V13H72ZM85 14V16H88V15H86L87 14V11L84 13ZM106 14V13H105ZM105 14H102V15H104L105 17H104V20H106L107 19V17H106V15ZM136 14H137V12H136ZM141 14V15H142ZM146 14V13H145ZM155 14V15H156ZM214 14V13H213ZM213 14H212V16H213ZM224 14H226V11L224 12ZM224 14H222V15H224ZM243 14V15H242ZM250 14V13H249ZM57 15H58V13H57ZM81 15H83V14H81ZM92 15H94V13H92ZM110 15H113V14H110ZM115 15V14H114ZM140 15V16H141ZM215 15V14H214ZM221 15V14H220ZM221 15V16H222ZM242 15V16H241ZM253 15H255L254 13H253ZM70 16V15H69ZM84 16V15H83ZM90 16V15H89ZM88 16V17H89ZM95 16V15H94ZM97 16V15H96ZM136 16H139V15H136ZM216 16V15H215ZM221 16L218 18V16H216V18H218V19H220V20H225L224 18H222L221 19ZM234 16H235V14H234ZM263 16V15H262ZM66 17H68V15L66 16ZM117 17H115V18H113V20H112V22H111V19L109 20L110 22H107V20H106V22H107V24L108 23H110V25H112L111 23H113L114 21H116V20H114V19H117ZM123 17H122V19H123ZM143 17V16H142ZM155 17V16H154ZM203 17H204V19H203ZM214 17V16H213ZM236 17V16H235ZM239 17V18H240ZM85 19H87L86 17H84ZM91 18V17H90ZM96 18V17H95ZM94 18V19H95ZM98 18V17H97ZM130 18H128L129 20H131ZM209 18H210V16H209ZM209 18L206 20L207 22H209L208 20H209ZM215 18V17H214ZM213 18V19H214ZM245 18L243 19V20H245ZM70 19H72V18H70ZM70 19H69V21H70ZM80 19V18H79ZM78 19V20H79ZM92 19H93V16H92ZM92 19H90L91 21H92ZM93 19V20H94ZM99 19H100V17H99ZM102 19H103V17H102ZM119 19H120V17H119ZM126 19V20H125ZM137 19H139V18H137ZM148 19V17L146 18V20ZM152 18H150V20H151ZM212 19V17H211V23H212V21H214ZM235 19V18H234ZM241 19H237L236 18V20L238 21V23H239V21L241 22V21H243V20H241ZM28 21H27V24H26V27H25V36H26V39L25 40H27L26 42H27V46L31 49V54L32 55H30V56H32V59H33V57L35 56V61L34 62H32V63H34L33 65H36V66H38V65H44V64H46L45 62L47 61L46 59H48V58H46L45 57V55H44V51L45 50H47L46 48H47V42H46V34H45V31H44V26H43V22L42 21H40L39 19H37V18H33V17H29L28 19H27ZM67 20H68V18H67ZM74 20V19H73ZM73 20H71V24H72V22H74ZM96 20H98V19H95L94 20V22L96 21ZM219 20V21H220ZM229 20V19H228ZM231 20H232V18H231ZM230 20V21H231ZM235 20V21H236ZM250 20V24L254 21V19L253 20H251V19H249ZM86 21V20H85ZM99 21V20H98ZM118 21H120V20H118ZM141 21V20H140ZM139 20L138 21H134V22H138L137 24H139L138 26L140 27V25H142L143 24V22H140ZM144 21V20H143ZM217 21V20H216ZM219 21H217V22H219ZM230 21H229V23H230ZM234 21V22H235ZM252 21V22H251ZM67 22V21H66ZM87 22V21H86ZM86 22H84V23H86ZM88 22H89V18H88ZM87 22V23H88ZM217 22H215L214 21V23H216L217 24V27H218V23ZM224 22V21H223ZM225 22H226V20H225ZM233 22V23H234ZM244 22H246V21H244ZM68 23V22H67ZM86 23V24H87ZM91 23V22H90ZM97 23V22H96ZM95 23V24H96ZM128 23V22H127ZM130 23V22H129ZM197 24H198V22H196ZM202 23H205V21L204 22H202ZM210 23V24H211ZM231 23H232V21H231ZM237 23V22H236ZM237 23V24H238ZM242 23V22H241ZM70 24V23H69ZM73 24H75V23H73ZM83 24V23H82ZM85 24V25H86ZM95 24H93V25H95ZM101 24V23H100ZM106 24V25H107ZM114 24H115V22H114ZM119 24L120 25H122V23H121V21L119 22ZM131 24V25H130ZM130 24H127V25H129V26H132V27H134L135 25H133L134 23H132V21H131V23ZM172 24H174V26L177 28L178 27V29H180L179 30V33L177 32H175V31H173L172 29H173V25ZM205 24H207V23H205ZM216 24H214V25H216ZM219 24H220V22H219ZM227 24V23H226ZM243 25H246V23H242ZM248 24H249V22H248ZM254 24V23H253ZM81 25V24H80ZM93 25H91L92 26V28H93ZM102 25V24H101ZM106 25H105V27H106ZM116 25V24H115ZM118 25V24H117ZM120 25L119 26H117L118 27V30H119V27H120ZM169 26V29H170V26H173V27H171V30H172V33L171 34H175V35H172L171 36V38L173 37L174 39H175V42H173V45H168L167 43H165V41H166V38L169 36V32L166 30V27H165V29H162V27L161 26ZM199 25V24H198ZM229 25H231V24H229ZM228 24H227V27L229 26ZM239 25V24H238ZM66 26H68V24L66 25ZM73 26V25H72ZM77 26V25H76ZM103 26H104V24H103ZM107 26H109V24L107 25ZM114 26V25H113ZM126 26V25H125ZM195 26V25H194ZM201 27L202 26H204V25H200ZM199 26V27H200ZM207 26H211V25H206V27ZM220 26H222L221 24L219 25V27L217 28L216 27V29L218 30L219 28V32H221L220 30L223 28V31L224 30H229V32L231 31V29H233L234 30V28L236 27V25L234 26V27H232L231 29H228L227 27H226V29H224L225 27L223 26L222 28L220 27ZM251 26V25H250ZM69 27H70V25H69ZM82 27V26H81ZM87 27V26H86ZM115 27V26H114ZM113 27V28H114ZM127 27V26H126ZM200 27V28H201ZM205 27V26H204ZM203 27V28H204ZM215 27V26H214ZM214 27L212 28V27H210V28H212V30L214 29ZM229 27H231V26H229ZM252 27V26H251ZM259 27H261V26H259ZM71 28V27H70ZM74 28V27H73ZM76 28V27H75ZM83 28V27H82ZM90 28V27H89ZM99 28V27H98ZM104 28V27H103ZM125 28V27H124ZM131 28V27H130ZM237 28V27H236ZM236 28H235V30L234 31H232L231 33H233V32H235V31H237L236 30ZM244 28V29H243ZM245 28L247 29V30H250V29H248L247 28V25H246V27H242V30H245ZM67 29V28H66ZM77 29V28H76ZM79 29V28H78ZM95 29V28H94ZM107 29V28H106ZM110 29H112V27L110 26L109 27V31H106L107 33L109 32L110 33ZM115 29V28H114ZM117 29V28H116ZM116 29H115V32H116ZM126 29V28H125ZM124 29V31H126ZM134 29V28H133ZM137 29H138V27H137ZM168 29V28H167ZM206 28H204V31H208L209 30V27L207 28V30H205ZM253 29V28H252ZM257 29H259V28H256L255 29V33L257 32V34H258V31H257ZM84 30V29H83ZM101 30V29H100ZM108 30V29H107ZM139 30V29H138ZM138 30H137V33H138ZM175 30V29H174ZM193 30H195L194 29V27H193ZM201 30V29H200ZM215 30V29H214ZM217 30H216V32H217ZM247 30L246 31H244L245 33H246V35H245V38H250L251 37V39H252V36L255 34L254 33V30H253V32H251L252 33V35H251V33H250V35L251 36H248L247 34H249V32L247 33ZM260 30H262V28L260 29ZM73 31H75V30H73ZM72 31V33L74 34V32ZM88 31H89V29H88ZM97 31V30H96ZM95 31V32H96ZM112 32H114L113 30H111ZM123 31V32H124ZM128 31V30H127ZM223 31H222V34H223ZM90 32H92V31H90ZM89 32V33H90ZM97 32H99V31H97ZM96 32V33H97ZM102 33H103V31H101ZM106 32H105V34H102V36H101V38L102 39H104L105 41H107V43H108V40H110V38H112V37H114L113 35H115V34H113L112 35V37H110V36H108V35H106ZM112 32L110 33V34H112ZM118 32V31H117ZM133 32V31H132ZM198 32V31H197ZM203 32V31H202ZM210 33L212 32V31H209ZM225 32V31H224ZM228 32V33H229ZM239 32H241L240 30H239ZM66 32H64V34H65ZM68 33V32H67ZM70 33V32H69ZM72 33H70V34H72ZM77 33V32H76ZM85 33V32H84ZM108 33V34H109ZM125 33V32H124ZM123 33V34H124ZM201 33V32H200ZM208 33V32H207ZM210 33H208V34H210ZM213 33H215L214 31H213ZM226 33V32H225ZM227 33V34H228ZM260 33V32H259ZM86 34V33H85ZM93 34H94V31H93ZM122 34V33H121ZM120 34V36H122ZM134 34V33H133ZM133 34H132V36H133ZM202 34V33H201ZM206 34V33H205ZM204 34V35H205ZM208 34H207V37H208ZM217 34V33H216ZM220 34V33H219ZM237 34V32L235 33V35ZM239 34V33H238ZM76 35V34H75ZM79 35V34H78ZM94 35H98V34H94ZM101 35V34H100ZM196 35H198V34H196ZM200 35V34H199ZM211 35H212V33H211ZM228 35H231V34H228ZM234 35V34H233ZM259 35V34H258ZM258 35H255L256 37L258 36ZM263 35V34H262ZM73 37L74 35H70L69 37ZM85 36H87V35H85ZM90 36V35H89ZM115 36H117V35H115ZM152 36H154V38H153V40L155 41V43H154V41L152 42L153 44H151V45H149L148 43H150V40L149 39H152ZM213 36V35H212ZM220 36H221V34H220ZM225 36H226V38H225V41L227 40L228 41V39H227V35L225 34ZM246 36H248V37H246ZM260 36V35H259ZM257 37V38H260V37ZM264 36V35H263ZM81 37H82V35H81ZM205 37V36H204ZM204 37H202L201 39L203 40V39H205ZM211 37V36H210ZM210 37H208V39L207 40H209L210 39ZM214 37V36H213ZM219 37V36H218ZM237 38H238V35L236 36ZM240 37H242L241 36V33H240ZM256 37H254V39L256 38ZM64 38V37H63ZM67 38H68V36H67ZM67 38H65L66 39V41H67ZM121 38V37H120ZM169 38H170V36H169ZM172 38V39H173ZM193 38V37H192ZM220 38V37H219ZM222 38H223V36H222ZM234 38V37H233ZM242 38H244V37H242ZM244 38V39H245ZM262 38V37H261ZM80 39V38H79ZM78 39V40H79ZM83 39H85V38H83ZM88 39V38H87ZM91 39V38H90ZM98 39V38H97ZM100 39V38H99ZM217 39V38H216ZM236 39V38H235ZM48 40V39H47ZM75 40V39H74ZM89 40V39H88ZM87 40V41H88ZM130 40V41H129ZM138 40V41H137ZM147 40H149V42L147 43L148 44V46L147 45H145V42L144 41H147ZM156 40H158V42L156 43ZM207 40H206V42H207ZM220 41H218V42H216L215 41V39L213 40L214 41V43L213 42H211L212 40L210 39V43L209 42H207L206 44L208 45V46H206V48L207 47H210L209 45L210 44H212L213 46H214V44L215 45H217V44H219V46H218V50H217V48H215V46H214V49L215 50H217V51H220V47H222L223 45H226V43L224 42V43H222L223 41H224V39H219ZM221 40H222V42H221ZM234 40V39H233ZM248 40H250V39H247V41ZM262 40V39H261ZM260 40V41H261ZM264 40V39H263ZM90 41V40H89ZM88 41V43H90ZM93 41V40H92ZM91 41V42H92ZM94 41H97V40H95L94 39ZM93 41V42H94ZM99 41V40H98ZM111 41H112V39H111ZM117 41V40H116ZM127 41H129V42H127ZM131 41H133V42H131ZM174 41V40H173ZM184 41V42H183ZM64 42V41H63ZM75 42V41H74ZM85 42V41H84ZM170 42L172 43V40L170 39ZM195 42H197V41H195ZM217 44H216V43ZM220 42H221V45L222 46H220ZM237 42H239V41H237ZM249 42H251V41H249ZM256 42V41H255ZM86 43V42H85ZM109 43H111V42H109ZM112 43H115V40H114V42H112ZM200 43V42H199ZM204 43V41H202L201 42V44H199V45H202ZM253 42H251V43H246V42H243V43H234V45L233 46H236V47H233V49H232V53L231 54H233V57H232V59H234L235 57H234V54L236 53L237 55H240V54H238V52H239V49L240 50H242V52H244V51H247L248 52V54H249V52H251V49L252 50H255V52L257 51V50H259V52H257V56H256V54H255V56L253 57L252 56V58H251V60H250V57H249V59H247V56L246 57H244L243 55H245V54H242L241 53V55L240 56H238L237 58L239 59V61L241 62V61H243V63L242 64H247L246 66L248 67L249 66V68H244V69H249V73H250V71L253 73V75L250 73V75H248V73H247V70H245L246 71V76H247V78H248V76H249V78L251 77V80L253 79V77H255V75L256 76H260V75H264V41H263V43H261V50H260V43H258V48H257V46H254L253 44H252ZM67 44V43H66ZM93 43H91L90 45H92ZM96 44V43H95ZM100 44V43H99ZM103 44V43H102ZM170 44V43H169ZM185 44V43H184ZM205 44V45H206ZM233 44V43H232ZM235 44H237V45H235ZM73 45V44H72ZM76 45V44H75ZM77 45H78V43H77ZM80 45V44H79ZM83 45H84V43H83ZM86 45V44H85ZM90 45H88V46H90ZM101 45V44H100ZM107 45H109V44H107ZM112 45V44H111ZM158 45H160V46H158ZM211 45V49H212V51H215V50H213V46ZM81 47H82V45H80ZM79 46V47H80ZM93 46V45H92ZM92 46H91V48H89V49H92ZM102 46V45H101ZM184 46V45H183ZM204 46V45H203ZM199 47L200 49L201 48H205V47ZM228 46V45H227ZM232 46V45H231ZM73 47V46H72ZM77 47V46H76ZM75 47V48H76ZM100 47V46H99ZM104 46H102L101 48H103ZM107 47V46H106ZM185 47H186V44H185ZM226 46H224V48H225ZM71 48V47H70ZM72 49V50H74V52L75 51H77L76 49ZM86 48V47H85ZM94 48H96V49H94ZM94 48L91 50V52L94 50H96L97 51V47L96 46H94ZM101 48H99V50L98 51H100V49ZM137 49L136 51H133V53H132V51L130 50V49H132V50H134V49ZM195 48V47H194ZM193 48V49H194ZM206 48H205V50H206ZM235 48V49H234ZM89 49H88V51H89ZM106 49V48H105ZM195 49H197V51H198V47H196ZM230 49H231V47H230ZM257 49V50H256ZM85 50V49H84ZM129 50H130V52H129ZM184 50H185V48H184ZM205 50H203L204 51V53H205ZM79 52L78 53H80V49L78 50ZM83 51V50H82ZM81 51V52H82ZM96 51L94 52V53H96ZM104 51V50H103ZM108 51H106L107 53H108ZM175 51V50H174ZM173 51V52H174ZM196 51V50H195ZM207 52H208V50H206ZM209 51H210V48H209ZM221 51H222V49H221ZM229 51V50H228ZM29 52H30V50H29ZM87 52V51H86ZM90 52V51H89ZM90 52V54H92ZM102 52V51H101ZM105 52V53H106ZM111 52V53H112ZM200 52V54H201V51H199ZM206 52V53H207ZM224 52V51H223ZM227 51L225 50V53H226ZM231 52V51H230ZM105 53H103V54H105ZM110 53V54H111ZM137 53H139V54H137ZM141 53V54H140ZM171 53L172 54H175L174 55V58H173V56L171 55ZM193 53H194V51H193ZM219 53V52H218ZM222 53V52H221ZM246 53V52H245ZM37 54V55H36ZM89 54V55H90ZM97 54V53H96ZM102 54V55H103ZM179 54V53H178ZM196 54H198V52H195V55L194 56H197ZM217 54V53H216ZM215 54V55H216ZM235 54V55H236ZM247 54V53H246ZM259 54V55H258ZM79 55V54H78ZM89 55H87V58L89 57ZM109 55V54H108ZM205 55V54H204ZM215 55H213V56H215ZM227 55H228V52H227ZM72 56V55H71ZM73 56H75V55H73ZM77 56V55H76ZM99 56V55H98ZM110 56V55H109ZM194 56H193V58H194ZM201 56V55H200ZM207 56V55H206ZM206 56H205V59H204V56H203V60H204V62H205V60H206V62H208V60L206 59ZM221 57L223 56L222 54L220 55ZM249 56H250V54H249ZM70 57V56H69ZM103 56H101V58H102ZM104 57H106V56H104ZM210 57V56H209ZM217 57V56H216ZM218 57H219V55H218ZM231 57V55L229 54V58ZM79 58V57H78ZM108 58V57H107ZM110 58H113V57H110ZM123 58V59H122ZM224 58H225V56H224ZM228 58V60H227V57L222 61L221 59H218L219 61L218 62H220V61H222V64H226L227 62H230L229 60H232V59H229ZM246 58V59H245ZM69 59V58H68ZM83 59V58H82ZM85 59V58H84ZM97 59V58H96ZM105 59V58H104ZM185 59V58H184ZM200 59V58H199ZM223 59V58H222ZM236 59V58H235ZM244 59V60H243ZM34 60V59H33ZM51 60V59H50ZM70 61L72 60V57H71V59H69ZM76 60V59H75ZM79 60V59H78ZM88 60V59H87ZM90 60V59H89ZM93 60V59H92ZM98 60V59H97ZM102 60V59H101ZM107 60V59H106ZM110 60V59H109ZM114 59H112L111 60V62L113 61ZM194 60H197V58L196 59H194ZM49 61V60H48ZM47 61V62H48ZM117 62V59L116 60H114V62ZM226 61V62H225ZM247 62V63H245V62ZM73 62V61H72ZM77 62H79V61H76V62H74V63H77ZM87 62V61H86ZM102 62V64H103V61H101ZM100 62V63H101ZM105 62V61H104ZM110 62V61H109ZM195 62V61H194ZM200 62H202V61H199V67H200ZM203 62V63H204ZM212 62H214V61H212ZM211 62V63H212ZM223 62H225V63H223ZM253 64H255L258 68H256V66H255V69L252 67V63ZM50 62H48L47 64H49ZM51 63H53L52 61H51ZM50 63V64H51ZM84 63H85V60H84ZM97 64H98V62H96ZM202 63V64H203ZM78 64V63H77ZM80 64H81V62H80ZM80 64H78V66H80ZM88 64L89 63H86L85 65H87L88 66ZM92 64V63H91ZM95 64V63H94ZM108 64H110V63H108ZM202 64H201V66H202ZM207 64V63H206ZM213 64V63H212ZM220 65H221V62L219 63ZM218 64V65H219ZM227 64H229V63H227ZM226 64V65H227ZM249 64V65H248ZM251 64V65H250ZM259 66H258V65ZM70 65H71V63H70ZM85 65H83V66H85ZM196 65V64H195ZM211 65V64H210ZM214 65V64H213ZM32 66V65H31ZM46 66V65H45ZM52 66V65H51ZM68 66H69V64H68ZM71 66H73V63H72V65ZM90 66V65H89ZM109 67H111L110 65H108ZM204 66V65H203ZM208 66V65H207ZM33 67V66H32ZM47 67V66H46ZM49 67H50V65H49ZM54 67V66H53ZM70 67V66H69ZM68 67V69H71V68H69ZM76 67V66H75ZM92 67V66H91ZM94 67H96V66H94ZM94 67H92V68H94ZM99 67H100V65H99ZM98 67V68H99ZM103 67H104V65H103ZM106 67V66H105ZM195 67V66H194ZM214 67V66H213ZM212 67V68H213ZM221 68H223V66H220ZM224 67H226L227 68V66H225L224 65ZM244 67V66H243ZM260 67V68H259ZM36 68V67H35ZM98 68H97V70H98ZM101 68V67H100ZM99 68V69H100ZM111 68H113V67H111ZM110 68V69H111ZM228 68H230V67H228ZM228 68H227V70H226V74H225V76H229V71H231V72H233V70H231V69H229L228 70ZM232 68V67H231ZM235 68V70H238L239 69V66L236 68V67H234ZM252 68V69H251ZM38 68H36L35 69V71L37 70ZM41 69H42V67L41 68H39V70L41 71ZM54 69H55V67H54ZM86 69H87V67H86ZM89 69V68H88ZM197 69V68H196ZM218 69V68H217ZM241 70L243 69L242 67L240 68ZM48 70V69H47ZM50 70H52V69H50ZM57 70V69H56ZM90 70V69H89ZM88 70V71H89ZM96 69H94V71H95ZM101 70H103V69H101ZM113 70H114V68H113ZM200 70H201V67H200ZM204 70V73H205V71H207V70H205V69H203ZM223 71V69H218V71ZM84 71V70H83ZM83 71H79V72H82L83 73ZM91 71V70H90ZM93 71V72H94ZM104 71L106 72L107 70L106 69H104ZM110 71H112V70H110ZM172 71L170 72V74L172 73ZM197 71V70H196ZM211 71V70H210ZM218 71H217V73H218ZM37 72V71H36ZM36 72H35V75H36ZM39 72V71H38ZM45 72H46V70H45ZM44 72V70L42 71V73H45ZM75 72H78V71H75ZM84 72H86V71H84ZM101 71L99 70V72H98V75H100L99 73H100ZM105 72H103V73H105ZM199 72H201V71H199ZM212 72V71H211ZM211 72H210V76H211ZM213 72H214V70H213ZM230 72V74H232L231 76H233V77H235L234 75H236V71H234V72H236L235 74L234 73H231ZM243 72V71H242ZM41 73V74H42ZM49 73H52V72H50L49 71ZM48 73V74H49ZM54 73V72H53ZM53 73L51 74V75H53ZM74 73V72H73ZM72 73V74H73ZM91 73H92V71H91ZM90 73V74H91ZM120 73V72H119ZM166 73H168V74H166ZM228 73V74H227ZM244 73V72H243ZM41 74H39V76L40 77H42L43 78V76H41ZM75 74V73H74ZM73 74V75H74ZM87 74H88V72H87ZM90 74H89V76H90ZM96 74V73H95ZM219 74H220V72H219ZM47 75V74H46ZM55 75V74H54ZM77 75V74H76ZM78 75H79V73H78ZM83 75V74H82ZM94 75V74H93ZM103 75V74H102ZM221 75V74H220ZM244 75H245V73H244ZM253 77H252V76ZM47 76H49V75H47ZM56 76H57V74H56ZM80 76V75H79ZM78 76V77H79ZM176 76V77H177ZM205 76V75H204ZM59 77H61L60 75H59ZM92 77V76H91ZM101 77H103V76H101ZM106 77V76H105ZM164 77V76H163ZM171 77V76H170ZM175 77V78H176ZM206 77V76H205ZM64 78V77H63ZM80 78V77H79ZM83 78H84V76H83ZM85 78H86V76H85ZM84 78V79H85ZM93 78V77H92ZM98 78L100 79V77L98 76ZM104 78V77H103ZM103 78H101V79H103ZM248 78V79H249ZM256 78V77H255ZM36 79V78H35ZM48 79V78H47ZM75 79V78H74ZM81 79V78H80ZM79 79V80H80ZM95 79H96V77H95ZM105 79V78H104ZM106 79H107V77H106ZM165 79V82H166V85L168 84L167 83V77H165L164 78ZM258 79V78H257ZM62 80V79H61ZM76 80L77 79H75V82H76ZM78 80V81H79ZM87 80V79H86ZM85 80V81H86ZM89 80H90V78H89ZM168 80H170V78H168ZM206 80H209V79H206ZM251 80H249V81H251ZM34 81V80H33ZM37 81V80H36ZM38 81H40V78H39V80ZM37 81V82H38ZM49 81H50V77H49ZM56 80H54V82H55ZM58 81H60L59 80V78H58ZM77 81V82H78ZM83 81V80H82ZM88 81V80H87ZM87 81L85 82L86 84H88L87 83ZM92 83L94 84V80L92 79ZM100 81V80H99ZM101 81H104V80H101ZM163 81V82H162ZM253 81V80H252ZM256 81V80H255ZM42 82V81H41ZM48 81L46 80V82H45V84L47 83ZM62 82V81H61ZM81 82V81H80ZM79 82V83H80ZM91 82V81H90ZM90 82H89V85H90ZM96 82V81H95ZM56 83H57V81H56ZM82 83V82H81ZM80 83V84H81ZM91 83V87H92V90L94 91V88L96 87H94L93 86V84ZM96 83H98V82H96ZM41 84L42 83H40L39 82V85L41 86ZM52 84V83H51ZM58 84H60L59 82H58ZM76 84V83H75ZM84 84V83H83ZM103 84H105V83H103ZM43 85V84H42ZM47 85V84H46ZM49 85V84H48ZM52 85H54V84H52ZM79 84H77V86H78ZM85 85V84H84ZM170 85V84H169ZM86 86V85H85ZM85 86L83 87V85H82V87H83V90H85L86 88H88V87H86L85 88ZM163 86H164V84H163ZM176 86V85H175ZM42 87V86H41ZM47 87V86H46ZM94 87V88H93ZM103 87H105V88H103ZM164 87H166V86H164ZM168 87V86H167ZM166 87V88H167ZM186 87V86H185ZM262 87H263V85H262ZM43 88V87H42ZM50 89H51V86L49 87ZM52 88H53V86H52ZM58 88V87H57ZM74 88H75V86H74ZM166 88H164V90L166 89ZM36 89V88H35ZM39 89V88H38ZM73 89V88H72ZM161 89H163V88H161ZM168 89V88H167ZM166 89V90H167ZM185 89V88H184ZM262 89V88H261ZM63 90V89H62ZM77 91H78V93H80L81 94V92H79V90H80V88H79V90L78 89H76ZM89 90V89H88ZM95 90H96V88H95ZM160 90V88L158 89V91ZM182 90V89H181ZM254 90V89H253ZM256 90V89H255ZM35 91H37V90H35ZM40 91H41V88H40ZM44 91V90H43ZM65 91V90H64ZM77 91L75 92L76 94H77ZM114 91H116V92H114ZM179 90H176V92H178ZM96 92V93H97ZM109 92H110V94H109ZM157 92V91H156ZM166 92V91H165ZM164 92V93H165ZM167 92H169V91H167ZM180 92V94H179V98H181L180 99V102H181V100L183 99L182 97H180V95H181V91H179ZM178 92V93H179ZM184 92V94H183V97H184V95H185V91H182V93ZM253 92V91H252ZM262 92H264V90L262 91ZM86 93H87V91H86ZM95 92H93V95L95 96V94H94ZM154 93V92H153ZM158 93V95H159V97H160V94H161V92H157ZM251 93V92H250ZM257 94V92H254V94ZM82 94H84V93H82ZM90 94V93H89ZM99 94V93H98ZM255 94V95H256ZM85 95V94H84ZM87 95V94H86ZM97 95V94H96ZM155 95V94H154ZM153 95V96H154ZM157 95V94H156ZM162 95V94H161ZM165 95V94H164ZM163 95V96H164ZM169 95V94H168ZM171 95V94H170ZM169 95V96H170ZM173 95V94H172ZM171 95V96H172ZM175 95H177V94H174L172 97L174 98V100H175ZM259 96H261V93L259 92V94H258ZM72 97H73V95H71ZM82 96V95H81ZM150 96H152V95H150ZM152 96V97H153ZM163 96H162V98H163ZM17 97V96H16ZM79 97H80V95H79ZM83 97V96H82ZM104 97V98H103ZM158 97V96H157ZM157 97H155V99L157 98ZM255 97V96H254ZM262 97V96H261ZM264 97V96H263ZM67 98H68V96H67ZM77 98V97H76ZM90 98V97H89ZM88 98V99H89ZM91 98H93V97H91ZM90 98V100H92ZM94 98H96V96L94 97ZM99 98L100 97H98V98H96V99H98L99 100ZM126 98H128V97H126ZM124 99V101L125 100H127V99ZM172 98V99H173ZM176 98H178V95L176 96ZM158 99V98H157ZM170 99H171V97H170ZM257 98H255L254 100H256ZM261 99V98H260ZM15 100H16V98H15ZM78 100V99H77ZM89 100V102H87V103H90V102H92V101H90ZM160 100H161V98H160ZM163 100H164V98H163ZM122 101V100H121ZM165 101V100H164ZM164 101H163V103H164ZM166 101H167V99H166ZM165 101V102H166ZM172 101V100H171ZM178 101H179V99H178ZM184 101H185V98H184ZM257 101H259V100H257ZM71 102V101H70ZM82 102V101H81ZM104 102L102 103V106H103V104H104ZM133 102V103H134ZM162 102V101H161ZM174 102V101H173ZM180 102H177L178 104H180ZM252 102H253V100H252ZM68 103H69V100H68ZM76 103H78V102H76ZM99 103V102H98ZM254 103V102H253ZM93 104V103H92ZM96 101H95V103H94V105L96 106ZM122 104V103H121ZM128 104V105H127ZM159 104V103H158ZM162 104V103H161ZM176 103L174 102V106H173V104H172V106H171V104H170V106L171 107H176L177 105H175ZM98 106H99V104H97ZM114 105V104H113ZM133 107H134V105L133 104H131ZM130 105V106H131ZM154 105V106H155ZM183 105V104H182ZM91 106V105H90ZM110 106V105H109ZM109 106H107L106 105V110L108 111V107ZM137 106H135V108L137 107ZM140 106H141V104H140ZM144 106V107H145ZM165 106H166V104H165ZM100 107V106H99ZM99 107H97V109H99ZM110 107H112V109H111V111H109V113H110V115H111V119L110 120H108V123H110V127L108 128V129H106L105 128V130L108 132V133H110L113 137H115L116 138V136L115 135H117V137H119L120 138V140H122V142L124 143V147H123V149L124 150H126V151H129V152H132V153H134V154H136V155H138V156H141V155H147V157L148 156H153V158H155L156 160L155 161H157L158 160V162L157 163H159V162H161L162 163V166L163 167H161V168H163V170H164V168H166V170H167V168L169 167V166H172V165H176L177 164V160L176 161H173V160H171L170 158L171 157H173V156H175L176 158L178 157V156H180V159L179 160H181L183 157L185 158V159H189V158H192V160H189V161H193L194 162V164H195V166H199V164H200V167H201V169H200V167H198L197 169H200V170H202V166L205 168V167H207V166H209V164L211 163V164H214V165H212L213 166V168L212 169H214L213 171H212V169H210L211 171H209V170H207V169H209L210 167H207V168H205L206 169V172L208 171L210 174H213L214 175V173H212V172H215V173H220V172H223V170L222 169H224V168H222L221 166V164H219L218 162H217V160H215V158H214V156L212 157V155H214V154H210V156H208V157H206L207 155H205L209 150H206L207 152H204L203 151V154H204V156H205V158L207 159V160H204V162L203 161H199L201 158H203V159H205L204 158V156H202L201 157V152L200 151H198V149L196 150L194 147L192 148V149H190L189 148V146H188V142H186L184 139H181V140H179V139H175V138H172V137H169V136H166L165 134H167L166 132L164 133V135H161V136H156L153 132L154 131H151L150 129H148V128H142V127H140L139 125L140 124H149L150 122H151V120H154L155 121V119L153 118V117H150V116H153V115H150V116H145V113H142V111H140V107H139V112L138 111H135V112H133L132 110V112H127V117L125 116L124 118H127V120L129 119V120H131V125H129V126H127V127H125V126H123L122 128H120V129H117V128H114V125H116L117 124V122H118V120L116 119V117H117V115L118 114H120V112L121 111H124V110H121L120 112H118V110L117 109H119L118 107L116 108L115 106H110ZM137 107V108H138ZM153 107V106H152ZM162 107H164V106H162ZM177 107H179L180 108V105L179 106H177ZM73 108V107H72ZM105 108V107H104ZM103 108V109H104ZM132 108V107H131ZM165 108V107H164ZM178 108V109H179ZM183 107H181V109H182ZM100 109H102V108H100ZM109 109V110H110ZM121 109V108H120ZM119 109V110H120ZM125 109V108H124ZM141 109H142V107H141ZM153 109V108H152ZM175 109V108H174ZM177 109V108H176ZM176 109L175 110H172L173 112H175L176 111ZM127 110V109H126ZM148 110V109H147ZM158 110H161L160 108H158ZM162 110H163V108H162ZM168 111L170 110V107H168V109H167ZM167 110L165 109V111H166V113H167ZM100 111V110H99ZM104 111V110H103ZM128 111V110H127ZM149 111V110H148ZM155 111H156V107H155ZM154 111V112H155ZM164 111V112H165ZM184 110H182V112H183ZM102 111H100L99 112V114L101 113ZM105 112V111H104ZM153 112V111H152ZM158 114H160L162 111H160V113H159V111H156ZM156 112H155V114H156ZM181 112V113H182ZM109 113H107V115H109ZM148 113V112H147ZM150 113V112H149ZM177 114H178V112H176ZM104 114V113H103ZM106 114V113H105ZM152 114V113H151ZM163 114V113H162ZM171 114H173V113H171ZM176 114V115H177ZM184 114V113H183ZM121 115V114H120ZM122 115H123V113H122ZM125 115H126V113H125ZM170 115V114H169ZM174 115V114H173ZM172 115V116H173ZM179 115V114H178ZM177 115V116H178ZM99 116V115H98ZM98 116H97V120H98ZM158 116V115H157ZM166 116V115H165ZM165 116H162L163 117V119H164V117ZM167 116H168V114H167ZM172 116H170V117H172ZM179 116H181V115H179ZM85 117V116H84ZM88 117H90V116H88ZM88 117H87V115H86V119H88ZM102 117V116H101ZM101 117H100V119H101ZM104 117V116H103ZM106 117V116H105ZM121 117V116H120ZM123 117V116H122ZM161 117V118H162ZM169 117V116H168ZM83 118V117H82ZM85 118H83V119H85ZM91 118H93V117H91ZM96 118V117H95ZM118 118V117H117ZM174 118V117H173ZM172 118V119H173ZM244 118V117H243ZM99 119V121L101 122V121H103V122H101L103 125H106L105 123H104V121L106 122V120L104 119L103 120V118L100 120ZM109 119V118H108ZM120 119V118H119ZM167 119H169V118H167ZM175 119V118H174ZM173 119V120H174ZM177 119H179V118H177ZM122 120V119H121ZM164 120H166V119H164ZM171 120V119H170ZM243 120H245V119H243ZM110 121V122H109ZM122 121H125L126 122V124H127V121H126V119L125 120H122ZM122 121H121V124H125V122L124 123H122ZM158 121V120H157ZM163 121V120H162ZM161 121V122H162ZM245 121H247V120H245ZM245 121L243 122V123H241V124H244L245 123ZM119 122H120V120H119ZM160 122V121H159ZM159 122H158V124H157V122H156V124L157 125H159ZM248 122V121H247ZM107 123V124H108ZM163 123V122H162ZM168 123H169V121H168ZM167 123V124H168ZM151 124V123H150ZM154 122H153V125H156ZM166 124V123H165ZM240 124V125H241ZM246 124V123H245ZM244 124V125H245ZM248 124V123H247ZM109 125V124H108ZM164 125V124H163ZM149 126V125H148ZM151 126V125H150ZM161 126V125H160ZM159 126V127H160ZM165 127V126H164ZM163 128V127H162ZM180 128V127H179ZM251 128V127H250ZM250 128H249V130H250ZM165 129V128H164ZM181 129V131H182V128H180ZM244 129V128H243ZM246 129V130H245ZM244 130L247 132L248 131V129H247V127L245 128ZM252 129V128H251ZM154 130V129H153ZM159 130V129H158ZM158 130H156V132H158ZM162 130V129H161ZM160 130V131H161ZM165 131V130H164ZM180 130H179V132H181ZM158 134H159V132H158ZM264 138V137H263ZM262 138V139H263ZM261 141V144H262V142H264L263 140H260ZM259 143V142H258ZM260 144V145H261ZM264 145V144H263ZM263 145H262V147H263ZM193 146V145H192ZM198 147V146H197ZM261 148V147H260ZM193 151V152H192ZM264 150H262V152H263ZM261 152V151H260ZM210 153V152H209ZM82 154H83V156L87 159V161L89 162V164L92 166V169L96 172V173H98L99 174V177H100V179H101V181L103 182V186H104V189H105V194H103L104 196V201H105V204L104 205H106L105 207H106V211H108L107 213L108 214H106V216L108 215L109 216V221H111V223L113 224L112 225V230H113V232H111V233H114L113 234V237H109V239H108V241H110L112 244H113V246H114V248L116 247V249H117V254H119L116 258H115V263H119V264H154V260L153 259H155V258H151L150 256L152 255V253H151V255L150 256H148V249H147V245H146V243L144 242V235L145 234H143V232H142V229H141V225H138L137 224V226L136 225H134V223H136V222H139L140 223V220L139 221H137L138 220V218H137V220H135L136 222H134V223H130L129 221V223H128V225H127V221L125 222L126 224H125V226L124 225H120V222H119V225L118 226H121V227H126V225H127V229L124 231L122 228H119V227H117V216L116 215H118L117 213L119 212V213H121V212H127L128 210H127V208H125V206L126 207H128L129 209H131L132 210V212L136 215L135 216V219H136V217L138 216L140 219H142V220H144V222L146 221L147 222V226L150 228L151 227V229H152V232H153V235L155 236V237H157V239H158V241L160 242V243H162V245L164 244V245H166V246H168V247H171V248H173L174 247V238H172L170 235H169V231H168V229L169 228H167L168 227V225H166L167 224V222H170V226H172V224H174V223H171V221H169L168 220V218H169V213H171L170 212V210L172 209V205H167V204H164L163 203V201L161 202L160 200L161 199H158L157 197H156V194L158 193L157 192V190H155L153 187V185H152V183H151V181L150 180H146V179H144L143 180V178H142V176H141V174L142 173H144V172H146V171H143V167L141 168V167H138V166H134L133 167V169H128V171H129V173H126V171L124 170V169H119V171L118 172H113L111 175H107L108 173H106L107 172V169L105 168V166H104V163H103V156H102V153H101V150H99V147H97L96 146V144L94 143V142H92L90 139H88V138H86L84 141H83V144H82ZM261 155V154H260ZM263 155V154H262ZM199 156H200V158H199ZM174 157V159H176ZM189 157V158H188ZM179 158V157H178ZM258 158V157H257ZM263 158H264V156H263ZM261 159V158H260ZM183 160V159H182ZM197 160V161H196ZM264 160V159H263ZM214 161H216V162H214ZM234 161V160H233ZM248 161H250V160H246V162H248ZM183 161H180V163H182ZM193 162H190V163H188L187 164V166L189 165V167H194V165H192V163ZM196 162H197V164H196ZM199 162V163H198ZM201 162H203V163H201ZM208 163V165L206 164L205 165V163ZM245 162V161H244ZM246 162L244 163L245 164V167H249V169L250 170H252L253 168H251V162L249 163L250 164V166H249V164H248V166H247V164H246ZM234 163H236V162H234ZM155 164V163H154ZM179 164V163H178ZM252 164H254V163H252ZM261 164V163H260ZM148 165V164H147ZM153 165V164H152ZM161 165V164H160ZM160 165H158V167H160ZM205 165V166H204ZM218 165V166H217ZM157 166V165H156ZM178 165H176L175 166V168L177 167ZM221 168H220V167ZM257 166V168L259 167L258 165H256ZM172 167H174V166H172ZM189 167H187L188 169H189ZM218 167H219V169H218ZM263 167V166H262ZM132 168V167H131ZM171 168V167H170ZM184 168V167H183ZM215 168H217V169H215ZM244 168V167H243ZM256 168V167H255ZM174 169V168H173ZM177 169H180L179 171V175H182V177L183 176H185V175H183L182 174V172H183V170L184 169H186V168H184L183 170H182V168H176V171H175V173L177 172V174H178V171H177ZM264 169V168H263ZM146 170V169H145ZM219 170H220V172H219ZM222 170V171H221ZM225 171L227 170L226 168L224 169ZM245 170V169H244ZM260 170V169H259ZM205 171V170H204ZM203 171V172H204ZM217 171V172H216ZM228 171V170H227ZM226 171V176H227V173L230 175L231 173H229V172H227ZM249 171V170H248ZM254 171V170H253ZM257 171H258V169H257ZM170 172V171H169ZM247 172V171H246ZM250 172V171H249ZM256 172V171H255ZM140 175H139V174ZM152 173L153 172H151L150 173V175L152 176ZM174 173V172H173ZM175 173L173 174V175H175ZM223 173H225V172H223ZM253 173V172H252ZM263 173H264V171H263ZM147 174V173H146ZM165 174L167 175V172L165 171ZM169 174V173H168ZM171 174V173H170ZM169 174V176H170V178H171V176H173V175H170ZM259 174V173H258ZM258 174H255V176L256 175H258ZM148 175H149V171H148ZM222 175V174H221ZM229 175H228V179H226L227 180V182H228V180H229ZM143 176H145V175H143ZM169 176H165L164 175V177L166 178H162L163 176L161 175L160 177L163 179H161L162 181H166V180H168L169 178ZM196 176V174L193 176L192 175V177H195ZM199 175H197V178L199 179V177H198ZM251 176V175H250ZM249 176V177H250ZM259 176V175H258ZM258 176L256 177V180H257V178H258ZM149 177V176H148ZM192 177H189L190 179H191V181H193L192 180ZM214 177V176H213ZM224 177V176H223ZM259 177H262V176H259ZM157 178V177H156ZM168 178V179H167ZM173 178H176V179H180V177L178 178V176L176 177V175L175 176H173ZM185 178H188V176L187 177H184L183 178V180L185 179ZM188 178V179H189ZM196 178V177H195ZM196 178V179H197ZM200 178H202V177H200ZM208 178H210V177H208ZM225 178V177H224ZM251 178H253V177H251ZM159 178L157 179V180H160ZM172 179V178H171ZM187 179V180H188ZM214 179H215V177H214ZM213 179V180H214ZM217 179V178H216ZM160 180V181H161ZM182 180V179H181ZM186 180V179H185ZM201 180V179H200ZM199 180V181H200ZM212 180V179H211ZM211 180H209V181H206L208 184H210V182H211ZM252 180V179H251ZM254 180V179H253ZM260 180V179H259ZM161 181V182H162ZM164 181V182H165ZM168 181H170V179L168 180ZM177 181V180H176ZM215 181V180H214ZM220 180H218V182H219ZM263 180H261V183H263L264 184V182H262ZM101 182V183H102ZM174 182H175V180H174ZM183 182V181H182ZM190 182V181H189ZM195 182V181H194ZM198 182V181H197ZM217 181L215 182V184L213 185L212 184V182H211V184L213 185V187L212 188H214L215 187V185H216V189L218 190V188H219V186L218 185H222V184H217L218 183ZM233 182V185H234V179L232 180V178L230 177V180H229V183H232ZM251 183H252V181H250ZM249 182V183H250ZM255 182V180L253 181V183ZM163 183V182H162ZM170 183V182H169ZM191 183V182H190ZM203 183H204V180H203ZM203 183H200V185L202 184L203 185ZM214 183V182H213ZM228 183V184H229ZM250 183V184H251ZM252 183V184H253ZM260 183V182H259ZM259 183H256V184H258V186L260 185ZM171 184V183H170ZM169 184V185H170ZM198 184V183H197ZM207 184V185H208ZM227 184V183H226ZM236 184H238L237 182H236ZM251 184V185H252ZM66 185V184H65ZM156 185V184H155ZM202 185H201V188H202ZM207 185H203L204 187L205 186H207ZM230 185V184H229ZM228 185V187H230ZM157 186V185H156ZM159 186V185H158ZM171 186H172V184H171ZM218 186V187H217ZM224 186V185H223ZM257 186V187H258ZM112 187V188H111ZM166 187V186H165ZM168 187V186H167ZM191 187V186H190ZM189 187V188H190ZM193 187H195L194 185H193ZM221 187V186H220ZM226 187V189H227V186H225ZM233 187V186H232ZM231 187V188H232ZM236 187V186H235ZM234 187V188H235ZM256 187V186H255ZM254 187V188H255ZM262 187V186H261ZM261 187H259L260 189H261ZM64 188V187H63ZM66 188V187H65ZM63 189V191L64 190H66V189ZM172 188V187H171ZM189 188H188V190H189ZM196 188V187H195ZM208 189H209V187H207ZM211 188V187H210ZM211 188V190H213ZM222 188H224V187H222ZM163 189V188H162ZM186 189H187V187H186ZM185 189V190H186ZM198 189V188H197ZM205 189V188H204ZM215 189V191H217ZM221 189V188H220ZM262 189L264 190V188L262 187ZM112 190H114L115 191V195H117V196H114V194H113V192H112ZM155 190V191H154ZM160 190V189H159ZM169 190V189H168ZM171 190V189H170ZM188 190H186V192L188 191ZM193 190H194V188H193ZM193 190H191L192 192H193ZM205 190H207V189H205ZM222 190V189H221ZM232 190L233 189H231V192H232ZM240 190V189H239ZM238 190V191H239ZM162 191V190H161ZM165 191V190H164ZM172 191V190H171ZM202 191V190H201ZM200 191V192H201ZM209 191H210V189H209ZM214 191V190H213ZM215 191H214V193H215ZM253 191V190H252ZM169 192V191H168ZM189 192V191H188ZM204 192V191H203ZM206 192H208V191H206ZM224 192V191H223ZM226 192L227 193H229V195L231 194V192H229V189H227L226 190ZM225 192V193H226ZM237 191H235V190H233V192H232V195H231V197L232 198H234L235 196V200L233 199V201H234V204H236L237 206H238V201H240V199L242 200V197H244L245 196V194H244V196H242V193H240L239 192V194L238 193H236ZM256 192H259V190L258 191H256ZM70 193V192H69ZM68 192H67V190H66V193H65V195H67V194H69ZM185 193V192H184ZM196 193H198L197 191L195 192V195H196ZM210 193V192H209ZM218 193H220L219 192V190H218ZM260 193V192H259ZM187 193H185V195H186ZM190 194H192V196L191 197H193V199H194V196H193V193H190ZM200 194V193H199ZM198 194V195H199ZM241 194V195H240ZM253 194V193H252ZM70 195V194H69ZM166 195H167V193H166ZM166 195H165V197H166ZM170 195V196H169ZM169 195L166 197L167 199L168 198H170L171 197V195L172 194H170V192H169ZM197 195V196H198ZM206 195V194H205ZM216 195V194H215ZM215 195H214V198H215ZM218 195V194H217ZM216 195V196H217ZM221 195V194H220ZM240 195V196H239ZM248 196H249V194H247ZM246 195V196H247ZM258 195H260V194H258ZM258 195H256V196H258ZM119 196L122 198V199H120L119 198ZM186 196H189V194H187ZM208 196V195H207ZM223 196V195H222ZM222 196H220V198H222ZM226 196V195H225ZM224 196V197H225ZM242 196V197H241ZM252 196V195H251ZM254 196V195H253ZM263 196H264V194H263ZM66 198H68L69 196H65ZM117 197V198H116ZM190 197V196H189ZM206 197V196H205ZM205 197L203 198V199H205ZM238 197V198H237ZM250 197V196H249ZM207 198V197H206ZM213 198V199H214ZM217 199H216V201H218L219 200V198L218 197H216ZM226 198H228L227 196H226ZM225 198V199H226ZM262 198V197H261ZM186 199H191V198H187L186 197ZM186 199L184 200V203H187V201H186ZM195 199H197V197L195 198ZM199 199V198H198ZM207 199H210V197L208 196V198ZM68 201H69V198L67 199ZM118 200H121L120 202H118ZM170 200V199H169ZM173 200V199H172ZM201 200V199H200ZM211 200V199H210ZM223 200H224V198H223ZM252 200H253V198H252ZM102 201V200H101ZM165 201V200H164ZM214 201V200H213ZM225 201V200H224ZM230 201V200H229ZM236 201V202H235ZM259 200H257V202H258ZM264 201V200H263ZM181 202V201H180ZM179 202V203H180ZM199 202H201V201H199ZM202 202H203V200H202ZM219 202V201H218ZM226 202V201H225ZM242 202H243V200H242ZM250 199L249 198H246V203H247V205H248V203L250 204ZM260 202H262V201H260ZM166 203V202H165ZM168 203V202H167ZM183 203V202H182ZM182 203L180 204V206L182 205ZM184 203H183V205H184ZM193 203V202H192ZM203 203H205V202H203ZM210 203H211V201H210ZM220 203H221V200H220ZM224 203V202H223ZM259 203V202H258ZM103 204V203H102ZM173 204V203H172ZM213 204V203H212ZM214 204H215V202H214ZM217 204V203H216ZM234 204H233V206H234ZM241 204V203H240ZM252 204V206H253V204H255V202L254 203H251ZM250 204V205H251ZM174 205V204H173ZM194 205V204H193ZM202 205H204V204H202ZM206 205V204H205ZM222 205H224V204H222ZM226 205V206H225ZM224 206L225 207H229V209H230V207L232 206L231 204H225ZM230 205V206H229ZM236 205H235V208H236ZM242 206H243V203L241 204ZM246 205V206H247ZM247 206V208L249 207H252V206ZM179 206V207H180ZM185 206H188L187 204H185ZM216 206V205H215ZM218 206V205H217ZM221 206V205H220ZM223 206V207H224ZM241 206V207H242ZM176 207V206H175ZM175 207H174V209H175ZM178 207V208H179ZM181 207H183V206H181ZM200 207H201V205H200ZM203 208H204V206H202ZM206 207H208L207 205H206ZM213 207V206H212ZM222 207V208H223ZM239 207H240V205H239ZM239 207L235 210V208H234V212L235 211H237V210H239ZM103 208H104V206H103ZM184 208V207H183ZM191 208V207H190ZM210 208H211V206H210ZM217 208H219V206L217 207ZM222 208H220V209H222ZM233 208V207H232ZM246 208V209H247ZM248 208V209H249ZM194 209H195V207H194ZM197 209V208H196ZM199 209V208H198ZM206 209V208H205ZM209 209V208H208ZM216 208L214 207V210H215ZM227 209V208H226ZM247 209V210H248ZM262 209H263V207H262ZM261 209V210H262ZM181 210V209H180ZM179 210V211H180ZM183 210H185V208L183 209ZM189 210H192V209H189ZM213 210V211H214ZM217 210V209H216ZM231 210V209H230ZM233 210V209H232ZM245 210V209H244ZM176 211V210H175ZM178 211V210H177ZM201 211V210H200ZM210 212H212V210H209ZM224 211H226V210H224ZM223 211V212H224ZM227 211H228V209H227ZM227 211L226 212H224L223 214H225V213H227ZM113 212V213H112ZM129 212H130V210H129ZM204 212V211H203ZM216 212H218L219 213V211H216ZM216 212H214L215 214H216ZM222 212V211H221ZM249 212V211H248ZM128 213V212H127ZM131 213V212H130ZM192 213V212H191ZM190 213V214H191ZM213 213V214H214ZM217 213V214H218ZM228 213H229V211H228ZM233 214V211H230V214ZM239 213H241V211L239 212ZM261 213V212H260ZM264 213V212H263ZM123 215H124V213H122ZM122 214H121V216H122ZM169 214V215H168ZM177 214H178V212H177ZM182 214V213H181ZM206 214V213H205ZM210 213L208 212L206 215H209ZM213 214H210V215H213ZM220 215H216V218H217V216H221L222 215V213H219ZM229 214V215H230ZM236 214H237V212H236ZM242 214V213H241ZM246 214H247V212H246ZM129 215V214H128ZM192 215V214H191ZM195 215V214H194ZM229 215H227L226 214V217H229ZM238 215V214H237ZM236 215V216H237ZM243 215V214H242ZM108 216H107V218H108ZM180 216V215H179ZM190 216V215H189ZM193 216V215H192ZM201 216V215H200ZM224 216V215H223ZM235 216V215H234ZM241 216V215H240ZM239 216V217H240ZM252 216H253V214H252ZM184 217V216H183ZM202 217V216H201ZM205 217V216H204ZM215 217V216H214ZM244 217V216H243ZM243 217H242V221H243ZM246 217H247V215H246ZM255 218V220L256 219H258L256 216H254ZM120 218V217H119ZM119 218H118V220H119ZM126 218V217H125ZM178 217H177V215H176V219H177ZM206 218V217H205ZM207 218H209L208 219V221L210 222L209 224L211 225V216L209 217H207ZM215 218V219H216ZM223 217H221V219H222ZM248 218H251V217H248ZM124 218H122V221L124 222V220H123ZM128 219H134L133 218V216H131V215H129V217H128ZM170 219V218H169ZM172 219V218H171ZM179 219V218H178ZM182 219V218H181ZM185 219V218H184ZM184 219H182V220H184ZM187 219V218H186ZM201 219V218H200ZM199 219V220H200ZM202 219H204V218H202ZM219 219V218H218ZM225 219H227V218H225ZM238 218L236 217V219L235 220H237ZM262 219H264V217L262 218ZM108 220V219H107ZM181 220V221H182ZM206 219H204V221H203V223L204 222H206L205 221ZM211 220V221H210ZM214 220V219H213ZM224 220V219H223ZM222 220V221H223ZM232 220V219H231ZM252 220H253V218H252ZM120 221V220H119ZM215 221V220H214ZM213 221V222H214ZM219 222H220V220H218ZM228 221H229V219H228ZM143 222V223H144ZM145 222V223H146ZM186 222H187V220H186ZM216 222V221H215ZM214 222V223H215ZM225 223H226V220L224 221ZM224 222L222 223V224H224ZM254 222V224L257 222L258 223V220L257 221H253ZM264 222V221H263ZM263 222H261V223H263ZM180 223H182V222H180ZM185 223V222H184ZM197 223H199L198 221H197ZM200 223H201V221H200ZM202 223V224H203ZM229 223V222H228ZM232 223V222H231ZM249 223H252V221H249ZM256 223V224H257ZM106 224V223H105ZM108 224L110 225V222H108ZM133 224V225H132ZM260 224V223H259ZM259 224H257V225H259ZM108 225V226H109ZM146 225H145V227H146ZM180 225V224H179ZM192 225V224H191ZM217 225H219V224H217ZM246 225V224H245ZM253 225V224H252ZM256 225V226H257ZM262 225H264V224H261V226ZM144 226V225H143ZM201 226V225H200ZM206 226L207 225H205L204 227L206 228ZM212 226V225H211ZM210 226V227H211ZM215 226H216V224H215ZM225 226V225H224ZM223 226V228H225ZM235 226V225H234ZM234 226H231V230H234L233 228H235ZM260 226V225H259ZM261 226H260V229H261ZM208 227V226H207ZM233 227V228H232ZM255 227V225L253 226V228ZM264 227V226H263ZM109 228V227H108ZM179 228V226L177 227V229ZM181 228V227H180ZM189 228H195V227H189ZM200 228V227H199ZM223 228H222V230H223ZM249 228V227H248ZM253 228H250V229H253ZM257 228V227H256ZM107 229V228H106ZM186 229H188V226L186 227ZM186 229H184L183 228V230H186ZM196 229V228H195ZM194 229V230H195ZM201 229V228H200ZM209 229V228H208ZM211 229V228H210ZM227 228H225V230H226ZM250 229H249V231H250ZM259 229V228H258ZM260 229H259V231H260ZM111 230V229H110ZM183 230H181V231H183ZM189 230V229H188ZM193 230V231H194ZM199 230V229H198ZM225 230H224V232H225ZM228 230V229H227ZM257 230V229H256ZM256 230L254 231V234H256ZM262 231H263V229H261ZM148 231V230H147ZM180 231V232H181ZM192 231V230H191ZM196 231V230H195ZM208 231H210V230H208ZM235 231L237 232V230L235 229ZM247 232V230H246V232L249 234V235H251L250 237H252V231H251V233L250 232ZM215 232V231H214ZM216 232H217V236L219 235L218 234V232L219 231H217V227H216ZM215 232V233H216ZM222 233H223V231H221ZM221 232H219V233H221ZM246 232H243V235H247V233ZM258 232V231H257ZM146 233V232H145ZM187 233V232H186ZM193 233V232H192ZM208 233V232H207ZM227 234H228V232H226ZM235 233V232H234ZM260 233V236H262L261 234H262V232H259ZM263 233H264V231H263ZM149 234V233H148ZM152 234V233H151ZM209 234V237H210V234H211V232H209L208 233ZM236 234V233H235ZM235 234H233V235H235ZM207 235V234H206ZM212 235V234H211ZM225 235V233H223V236ZM242 235V236H243ZM249 235H247V236H245V239H247L246 237H249ZM154 236H152V237H154ZM197 236V235H196ZM196 236H195V238H196ZM199 236V235H198ZM197 236V237H198ZM205 235L203 234V237H204ZM216 236V235H215ZM221 236V235H220ZM228 236H230L229 234H228ZM228 236H225V237H228ZM241 236V237H242ZM255 236V235H254ZM253 236V240H251V241H253L254 242V238L256 237L257 238V236H255L254 237ZM259 236V238H261ZM208 237V235L204 238V240L207 238H209ZM212 237V236H211ZM222 237V236H221ZM221 237H219V238H221ZM240 237V238H241ZM193 238V237H192ZM191 238V239H192ZM216 238V237H215ZM223 238V237H222ZM238 238H239V236H238ZM239 238V241H241L242 239H240ZM263 238H264V236L262 237V239L261 240H263ZM148 239H150V237L148 238ZM152 239V238H151ZM203 239V238H202ZM224 239V238H223ZM200 240H201V238H200ZM204 240H203V244H204ZM222 240V239H221ZM220 239L218 240L219 242L221 241ZM226 240H227V238H226ZM113 241H115V243H113ZM207 241V240H206ZM210 241H212V240H208V242H210ZM216 241H217V239H216ZM224 241V240H223ZM228 241V240H227ZM227 241H224V242H226L227 243ZM235 241H238V240H235ZM249 241V240H248ZM250 241V242H251ZM258 241H259V243L261 242L259 239H258ZM258 241H257V243H254V244H258ZM147 242H148V240H147ZM177 242V241H176ZM176 242H175V244H176ZM193 242V241H192ZM196 242H197V240H196ZM218 242V243H219ZM222 242V241H221ZM221 242H220V244H221ZM233 242H234V240H233ZM245 242V241H244ZM247 242V241H246ZM252 242V243H253ZM256 242V241H255ZM264 242V241H263ZM96 243H97V241H96ZM150 243V242H149ZM240 243V242H239ZM239 243L237 244V245H239ZM252 243H250V244H252ZM105 244V243H104ZM112 244H111V246H112ZM209 244H211V242L209 243ZM217 244V243H216ZM223 244V243H222ZM225 244V243H224ZM242 244H244L243 242H242ZM249 244V245H250ZM261 244H263V243H261ZM152 245V244H151ZM163 245V246H164ZM214 245V242L212 241V246ZM235 245V244H234ZM241 245V244H240ZM239 245V246H240ZM246 245V244H245ZM264 245V244H263ZM150 246V245H149ZM160 246V248H161V244L159 245L158 244V247ZM210 245H208V247H209ZM214 246H216V245H214ZM218 246V249H219V247H220V245H217ZM217 246H216V248H217ZM223 246V245H222ZM229 246V245H228ZM260 246V245H259ZM262 246V245H261ZM260 246V247H261ZM100 247H102V243L100 242L99 243V248ZM155 247H156V245H155ZM154 247V249H156ZM225 247V246H224ZM246 247V246H245ZM248 247V249H249V246H247ZM252 247V246H251ZM254 247H255V245H254ZM149 248V247H148ZM163 248V247H162ZM213 248V247H212ZM234 248V247H233ZM257 248H258V246H257ZM150 249V248H149ZM158 249V248H157ZM169 249V248H168ZM199 249V248H198ZM208 249V248H207ZM210 249V248H209ZM217 249V250H218ZM224 250H226V248H223ZM223 249L221 250V248L219 249V251H221V253H223V255L225 254V252L223 251ZM241 249H244V245H243V248H241ZM240 249V250H241ZM253 249H256V248H253ZM195 250V249H194ZM201 250H203V253H204V248L202 247V249H200V251ZM229 250V249H228ZM238 250V249H237ZM240 250H238V251H236V252H238L239 253V251ZM252 250V249H251ZM152 251H154V250H152ZM158 251H159V249H158ZM170 251V250H169ZM172 251V250H171ZM196 251H197V249H196ZM199 251V252H200ZM162 252V251H161ZM165 252V251H164ZM202 252V251H201ZM229 252V251H228ZM241 252V251H240ZM263 253H262V255L264 256V250L262 251ZM206 253V252H205ZM204 253V254H205ZM210 254L211 253V251L209 252V251H207V254ZM226 253H227V251H226ZM230 253V252H229ZM228 253V254H229ZM233 253V252H232ZM231 253V254H232ZM249 253V252H248ZM253 253V252H252ZM167 254H168V252H167ZM208 254V255H209ZM212 254V253H211ZM211 254H210V256H211ZM216 254H217V252H216ZM234 254V256H237V255H235V252L233 253ZM232 254V255H233ZM254 254V253H253ZM253 254H250V256L251 255H253ZM164 255V254H163ZM213 255H215V254H212V256ZM222 255V257H225L226 259H224V260H226L227 261V258H228V260H230V256H228L227 254L226 255H224L223 256ZM161 256V254L159 255V257ZM165 256H166V253H165ZM217 257H218V254L216 255ZM244 256V255H243ZM247 256H249V255H246L245 257H247ZM150 257V258H149ZM153 257V256H152ZM158 257V256H157ZM158 257V258H159ZM209 257V256H208ZM260 257V256H259ZM114 258V257H113ZM161 258V257H160ZM183 258V257H182ZM213 258V257H212ZM232 258V257H231ZM242 258V257H241ZM247 258H249V257H247ZM250 258H253V256H251ZM263 258V257H262ZM261 258V259H262ZM162 259H164V258H162ZM185 259V258H184ZM189 259H190V257H189ZM208 259H210V258H208ZM219 259H221L220 258V256H219ZM257 259V258H256ZM62 260V259H61ZM165 260V259H164ZM207 260V259H206ZM213 260H214V258H213ZM241 260V259H240ZM252 261H253V259H251ZM161 261V259L159 260V262ZM170 261V260H169ZM190 261V260H189ZM219 261V260H218ZM221 261H223V260H221ZM230 261H232V259L230 260ZM234 261V260H233ZM237 261H239V260H237ZM237 261H235V262H233L234 264H237L238 262ZM242 261V260H241ZM244 261H246V259L244 260ZM252 261L250 262V263H252ZM209 262V261H208ZM262 262V261H261ZM161 263V262H160ZM170 263V262H169ZM178 263V262H177ZM232 263V262H231ZM232 263V264H233ZM159 264V263H158ZM168 264V263H167ZM173 264V263H172ZM189 264H190V262H189ZM210 264H212V263H210ZM226 264V263H225ZM240 264V263H239ZM244 264V263H243ZM246 264V263H245ZM248 264V263H247ZM258 264V263H257ZM264 264V263H263Z\"/></svg>",
	"mask_w": 264,
	"mask_h": 264
}]
</instances>
